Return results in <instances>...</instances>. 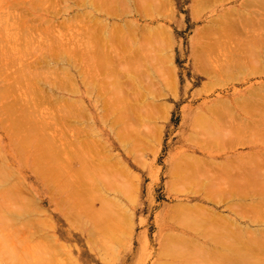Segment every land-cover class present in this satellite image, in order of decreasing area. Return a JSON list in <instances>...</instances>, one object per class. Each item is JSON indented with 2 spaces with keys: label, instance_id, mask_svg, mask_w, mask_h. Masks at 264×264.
<instances>
[{
  "label": "bare ground",
  "instance_id": "bare-ground-1",
  "mask_svg": "<svg viewBox=\"0 0 264 264\" xmlns=\"http://www.w3.org/2000/svg\"><path fill=\"white\" fill-rule=\"evenodd\" d=\"M1 1V0H0ZM12 2V0H9L8 2ZM16 2H19L20 3V1H22V0H15ZM29 2V3H27V2ZM23 0V2L25 3V5L24 6H26L27 7V9H25L24 10V12L22 11V13L20 14V11H19V13H17V17L13 14H8V12H5L6 14L4 15V14H2V17H1V13H2V11H1V13H0V51H2V53H0V56H1V58H0V63L1 62H3V63H1V64H3L2 66H0V82H2L3 81V79H5L3 82H6V81H8L7 82V84H5V86H3V90H2V92H1V90H0V96H2V98L5 96V95H7V96H5V98L6 97H8V98H10L11 96H9L8 94H13V96L14 97H12V99L14 100L13 102L16 104V105H14L11 101H9V103L8 104H10V105H8V106H2L3 108L0 110V111H2V112H4V110L6 111V112H9V113H7L8 114V117L10 118V120H4L2 123H3V126H7L8 125V128L10 129L9 131H10V133H11V135H13L14 133L12 132V130H13V127H15V129L14 130H16V132H15V134H17L18 133V131L19 130H21V129H23L22 131H20L19 133H21V132H24V131H26L25 129H27V132L29 133V136L26 134V137H25V134H23V136L25 137H23L22 138V140H20L21 141V143H20V141L18 142V143H20V145H22V152H24V149H26V147H29V146H31L32 144H33V146H34V148L33 149H31L30 147V151L29 152H27V150H29V149H27L24 153H22L21 152V155L20 154H18L19 156H20V159L22 160V162H24V164L26 163V166L29 164L30 165V167L32 168V169H34V171L36 172V173H38L37 175H39L40 176V178H44V179H47L49 182H47L46 181V185H51V187H52V184L50 183V181L52 182L53 180L52 179H55V175L57 174V173H59V172H61L62 170H63V172L65 171V170H67V168L68 167H70L69 165L71 164H66L65 162H64V164H66L67 165V168L65 169V167H61V160H62V158H61V155H60V158H59V152L56 154V153H53V151L55 152V149H56V147L57 146H53L54 144L55 145H57L56 143L58 142H54V143H52L51 144V142H50V140H51V138H50V140H48L47 142H45V143H47V145H42V146H44V148L46 147V148H48V149H50L49 151H48V149H46V150H44V148L41 150L40 149V145H41V141H43V139H44V137H43V135L42 134H38V132H42V133H46V134H48L49 136H50V131L48 132V129L49 128H46L45 126V124L47 123H44L43 121L45 120V119H49V118H45L44 116V118L45 119H43V121L40 119V118H42V115H40V117H39V115L36 113V112H33L32 111V109H30L31 111H32V113L33 114H35V116L38 118V120H40V121H42L40 124H41V126H39L40 124L36 121L37 120V118H30L29 120H28V122H26V120H25V123H27V124H25L24 123V120H23V118H21L22 116H20V114H24V113H27V114H30L31 112H28V110H29V108H31V106L30 107H28V104L30 103V100H31V96L29 95L31 92H33L32 93V96L35 98V96H38V99L40 100L41 99V97L43 96H45V98L47 97L48 98V96H50L51 95V93H53L52 95H54V93H56V98H54L55 97V95H54V97H53V99H54V101H55V103H56V101H65V105H63V106H65V109L66 110H61V112L60 111H56L55 113H57V116H59V117H56V121H59V120H62L61 122H59V123H64V115H65V117H66V119L68 120V118L67 117H71V115H72V119H73V117H77V119H79L80 121H81V119L83 120L84 118H83V116H84V112L82 113L81 111H85V110H82L81 108H82V106L84 105V106H86L87 107V104L85 103V101H84V103L85 104H81L82 106H79L78 105V108L79 107H81V108H79V111H80V114H79V111H76L77 110V108H75V103H77L75 100L76 99H74V97L72 96V95H70V90H71V87H74V85L75 84H77V83H74V80H75V82H77L76 81V78L75 79H72L75 75H74V73H73V70H78V69H76V68H78V66L76 65V63H75V59H76V57L74 58V56H76V53H74V52H78L79 50H80V52H82V53H84V49L82 48V45L81 44H79V45H81L80 47L82 48V51H81V49H79V48H77V51H75V50H73L74 48L72 47V44L71 43H74L72 40H74L75 39V37H74V34L72 33L73 31H74V29L75 28H77L76 26H75V28L73 27V24L75 23L76 25L77 24H79V21H81L82 19H86V16H87V14L90 12H88V10L86 11V10H84V13H85V11H86V13H85V15L84 16H82V17H84V18H79V14L78 13H80L81 15L82 14H84L82 11H80L79 10V12H75V16H71L70 15V17H71V19H67V18H63V21H62V23L63 24H61L60 23V25L58 26V27H61V26H63L62 27V30H61V28H56V23H55V21H53V19H51V17L50 16H48V14L47 13H49V12H51L50 14H52V10H54V9H52V8H55L54 6L56 5V3H55V5H51L52 4V2L54 3V1H56V0H30V1H28V0ZM51 2V4H48V2ZM61 1V0H60ZM60 1H57L58 3L60 2ZM86 1V0H85ZM94 1H96L98 4V6H94L93 4L90 6H87V4L86 5H84L83 4V6L84 7H86V9L87 8H94V9H99L100 11H102L103 12V15L105 16V17H118L122 12H125V11H127L129 14H134V12H137V14H139V15H142V16H145V17H142L143 19L145 18L146 19V17H151V16H153V15H159V16H165V17H167V18H169L172 14H173V12H170L171 11V6H170V3H169V0H94ZM98 1H100V2H98ZM120 1H125V3L124 4H121L120 3ZM204 1H206V2H208L207 0H204ZM211 2H213V1H215V0H210ZM1 2H3V4H1ZM0 2V5H3V7L5 8V7H13V6H16L17 4L15 3V5H13V6H9V4L8 5H6V3H4V2H6V1H1ZM7 2V3H8ZM10 2V5H12V3ZM46 2V3H45ZM74 2V1H73ZM93 3L91 0L89 1V3ZM95 2V3H96ZM109 2V3H108ZM14 3V2H13ZM61 3V2H60ZM90 3V4H91ZM94 3V4H95ZM205 3V2H204ZM204 3H201V2H199V3H194L193 5H192V8H191V10H190V12H191V14L194 16V15H197L199 12H200V10H201V8H203V7H205L204 5ZM4 4H5V6H4ZM27 4V5H26ZM48 4V5H47ZM75 4V3H74ZM62 5V4H61ZM96 5V4H95ZM255 5H257V6H255ZM22 6V5H21ZM83 6H76V7H78V8H84ZM207 6V5H206ZM253 6L254 7H257L258 8V6H259V8L258 9H256V10H253V9H251V8H253ZM1 7V6H0ZM25 7V8H26ZM66 7V11H68V10H71V8L73 9V8H75V6L73 5V7H72V5L70 6V5H64V7H61V8H65ZM208 7V6H207ZM2 8V7H1ZM4 8H2L1 10H3ZM22 8H24V7H22ZM52 10H51V9ZM206 8V7H205ZM7 9V8H6ZM31 9V10H30ZM234 9V10H233ZM233 9H230L229 11H226L225 10V14L224 15H222V16H220L221 17V19H222V21L220 22V27L219 26H217V22H215L216 21V18L213 20V19H211L210 18V20H209V22H208V25H206L204 28H202V29H200L199 28V30L197 31V34H196V40L198 39V38H205L206 37V33L207 32H209L210 34L214 31V35H216V33H217V31H220V30H224V36H225V40L224 41H219L218 39H217V37H214V42L210 45V47H208L209 48V50L208 51H212V52H214V51H217L218 50V48L220 49V50H223V51H232V55L234 54V52H236L235 53V57H237V58H235V59H232V60H234V63H233V70H232V73H231V76H234V77H238L239 75L240 76H244V74H247V72L249 71V72H251V73H253L252 75H254V73H256V72H260V71H258V70H263L264 69V66H262L261 64H263V62L261 61L262 60V58H264V0H244V2H242V3H240L238 6H237V8H233ZM238 9H242V10H245V12L244 11H242L241 12V14H239V13H237L238 12ZM5 10V9H4ZM9 10V9H8ZM40 11L41 13H43V14H41V16H43V17H41V18H45L44 20H41L40 18L39 19H37V21H38V23L35 21V18L33 19V18H30V16H27L29 13H31L30 11ZM75 10V9H74ZM91 10V9H90ZM203 11L205 10V9H202ZM10 11V10H9ZM48 11V12H47ZM64 11H65V9H64ZM71 11H73V10H71ZM97 11V10H96ZM241 11V10H240ZM40 12H38V13H40ZM46 12V14H44ZM55 12V11H54ZM70 12V11H69ZM82 12V13H81ZM4 13V12H3ZM9 13H12V12H9ZM93 13V11H91V13L87 16V17H89L90 15H94V14H92ZM101 13V12H100ZM99 13V14H100ZM169 13H172V14H170V16H169ZM8 14V15H7ZM16 14V13H15ZM20 14V15H19ZM99 14H96V16L98 15L99 16ZM117 14H119V15H117ZM34 15V14H33ZM32 15V16H33ZM36 15V14H35ZM53 15H57L56 13L55 14H53ZM77 15H79L78 17H76ZM117 15V16H116ZM124 15H126V14H123L122 13V16H124ZM135 15V14H134ZM221 15V14H220ZM169 16V17H168ZM56 17H59V15L58 16H56ZM74 17L77 19H74ZM128 17V16H127ZM140 17V16H139ZM172 17V16H171ZM197 17V16H196ZM69 18V17H68ZM94 18H100V17H94ZM120 18V17H119ZM80 19V20H79ZM84 19V21L86 22V20ZM93 19V18H92ZM112 19H114V18H112ZM32 22H31V21ZM76 20V21H75ZM91 20V19H90ZM100 20V19H99ZM99 20L97 21V22H95V20H93L92 21V23H94L93 24V26H91L92 25V23L90 24V28L88 27V26H85L87 29H85V33H86V35H88V37L87 38H83V37H81L80 36V34L82 33V32H84V30L82 31V32H80L81 30L80 29H82L83 28V25L85 24L83 21H81V23L83 22L84 24L82 25V28L79 26V28H77V29H79V32H78V35L80 36H76V38L78 39V37H79V39L80 40H82V41H80L79 39L76 41V42H83V39L84 40H86V39H88L87 41H88V43H87V41H84V42H86L87 44H89V46L87 45V47L89 48L90 47V44H92V43H94V42H96L95 44L99 47V45L98 44H100L101 43V45H104V47L102 46V47H100V48H98V49H96V51H97V54H99V56H97L98 57V61H96V59H94V61L93 62H91V63H93V66H91V68L88 70H86L87 71V75L85 76V77H83L82 78V83L83 82H86V79L87 78H89V77H92V76H96L97 75V77H98V75H99V73L98 72H105L106 73V76H105V78L104 79H106L107 77H108V79L107 80H105V82H106V85L102 88L103 90H102V92L104 93V94H102L101 96L103 97H101L100 96V98L102 99V103H103V112H101L102 113V115H103V113L105 112V117H109V119L110 118H113V119H111L112 120V122H113V125H112V129L114 130V128L113 127H116L117 129V137H118V134H119V132H120V134H119V137L118 138H124L125 139V141L124 142H126V141H128V143L129 144H131L132 145V147L131 148H133V149H135V152L137 151H139L140 150V147H142L144 150V152H146V149L149 151V150H151L152 151V154H153V148L152 147H156V143L157 142H159L160 140H161V138H159L158 136V134L160 133H156V132H154V130L151 132V129H155V127H153L152 125H154L155 123H153V124H151V127H153V128H150V126H148V125H146L145 124V126H147V129H149V130H145V126H144V124H142L143 125V130H145L146 132H144V131H142L141 129L142 128H140L141 127V124L140 125H138V128L136 127L137 126V121H138V119L136 118V117H139V115H141L140 114V112L137 110V108H138V106H136L135 107V104H134V106H132L131 107V105H130V108L128 107V105L129 104H132V102L134 103V101L135 102H137V100L135 99V98H139V100L141 99V100H143V97H145L144 99L145 100H143V102L145 101V103H144V106H146V108H147V106H150L151 107V105H152V107L154 108L155 106H154V104H155V95H154V90L155 89H157L156 90V93H158L159 91V93H160V96L159 95H157V96H159V97H161V99L163 98V92L161 93V90L159 89V88H157V87H160L163 83H164V85H163V87H162V89L164 88V87H166V89H169V90H172L173 89V87H175L176 85V74H175V71H174V66H173V64H172V59H169V56H171L170 55V53H168V52H165L164 54L162 53L161 54V52L162 51H172V48H168L171 44H172V42L174 41V38L172 37V33L170 32V30L168 29V27H166V26H164V25H161V23L159 24V26L158 27H152V26H148L149 24H146L147 25V27H145V30L144 31H142L141 32V35H143V36H139V37H141L140 39H139V37H137V38H134L135 36L134 35H136L135 33H134V35L132 36L133 38H130V42H128V40H126V37H125V35H124V33H126L127 34V30L126 29H124V28H126L127 27V21L129 22V20L127 19V21L124 23L125 24V26H124V24H123V26L121 25V26H119L118 24H117V22H116V24L115 23H113L112 24V22L110 21V20H104V19H101L100 20V22H99ZM120 20H122V18H120ZM117 21V20H116ZM119 21V20H118ZM77 22V23H76ZM113 22H115V21H113ZM121 22V24H122V21H119V23ZM131 22V21H130ZM135 21L133 20V22H131V25H132V23H133V25L134 24H136V23H134ZM55 23V24H54ZM98 23H100L99 24V27H97L98 25ZM38 24V25H37ZM74 24V25H75ZM87 24V23H86ZM72 25V26H71ZM97 25V26H96ZM129 25V24H128ZM132 25V26H133ZM139 25V24H138ZM43 26V27H42ZM78 26V25H77ZM145 26V25H144ZM71 27V28H70ZM72 27L74 28V29H72ZM134 27H136V25H134L133 27H129V30L130 31H132L131 29H133ZM138 27V26H137ZM66 28V29H65ZM70 30H72V31H70ZM88 28H89V30H88ZM38 29H42L43 31H45V34H43V33H41L40 31L38 32ZM55 29V30H54ZM63 29H65V30H67L68 29V32L67 33H69V31H70V33H69V36H68V34L66 33V31H64ZM124 29V30H123ZM135 29V28H134ZM137 29V31L139 30L138 28H136ZM136 29H135V32H136ZM144 28L142 27V30H143ZM61 30V31H60ZM88 30V31H87ZM63 31V32H62ZM76 31H78V30H76ZM76 31H74V32H76ZM126 31V32H125ZM57 32V33H56ZM89 32V33H88ZM133 32H134V30H133ZM85 33H82L81 35H84ZM88 33V34H87ZM137 33V32H136ZM143 33V34H142ZM70 34H72L73 35V37L72 38H74V39H72L71 40V36H70ZM129 34H130V36H131V34L132 33H130L129 32ZM128 34V35H129ZM85 35V36H86ZM235 35V36H234ZM239 35V36H238ZM143 37V38H142ZM237 37V38H236ZM82 38V39H81ZM99 38H101V40H99ZM195 38L193 39V43L195 42L196 43V40H195ZM233 40H235V41H233ZM78 42V43H79ZM83 42V44H84V46L86 47V44ZM220 42H222V44L224 45V48H220V47H218V43H220ZM231 42V43H230ZM233 42V43H232ZM78 43H76V44H78ZM130 43V44H129ZM230 43V44H229ZM95 44H92V46L93 45H95ZM128 44V45H127ZM95 45V46H96ZM128 47V49H130V50H128L127 51V47ZM73 49H72V48ZM75 48H76V46H74ZM110 47H113L114 48V50L111 52L110 51V53H112V54H110L109 53V51H108V49L110 48ZM79 49V50H78ZM90 49V48H89ZM100 49V50H99ZM162 49V50H161ZM204 49L205 50H207V47H204V46H200L199 47V51H204ZM93 50V49H92ZM92 50H90V51H92ZM95 50V49H94ZM99 50V51H98ZM110 50V49H109ZM126 50V51H125ZM133 51V53H131L130 54V52H132ZM161 50V51H160ZM197 50V48L194 50V51H196ZM15 51H18V52H15ZM32 51H33V53L35 54V52H39V53H36L35 54V56L38 54V55H40L39 57H38V55H37V59L39 60V58H40V61H37V59H34V58H36V57H34V55H33V57H31L30 56V54L32 53ZM89 51V50H88ZM95 51V52H96ZM121 51L123 52V57L124 58H127V57H125L127 54H129L130 55V57H131V55H133V58L134 59H132V58H130L129 60H128V58H127V60L128 61H126V59H125V61L126 62H130L131 64H126L125 63V61L123 62V59H119L120 58V56H121V58H122V54H121ZM193 51V52H194ZM118 52H120V54L118 53ZM129 52V53H128ZM18 53V54H17ZM1 54H3V55H1ZM75 54V55H74ZM32 55V54H31ZM120 55V56H119ZM128 55V56H129ZM158 55L160 56V55H164L163 57H164V59H163V61H164V63H163V61H162V58H160L159 59V57H158ZM31 58H33V61H31V60H29L30 59V57ZM86 57V56H85ZM91 57V56H90ZM94 57V56H93ZM139 57L141 58V59H139ZM260 57V58H259ZM24 59V60H23ZM138 59V60H137ZM261 59V60H260ZM4 60H6V62H4ZM35 60V61H34ZM122 60V61H121ZM259 60V61H258ZM7 61H8V64H7ZM76 61H77V59H76ZM110 61H112V63L113 64H109L110 63ZM135 61V62H134ZM33 62V63H32ZM52 62V64H50ZM134 62V65L135 66H133V63ZM138 62V63H137ZM160 62H162V63H160ZM233 62V61H232ZM231 62V63H232ZM262 62V63H261ZM20 65H19V64ZM120 63H124V64H122V65H124V67L123 68H128V66H131L134 70H132V69H123V68H120V66H121V64ZM261 63V64H260ZM0 64V65H1ZM39 64H41V65H46V66H44L45 68H43V67H41V68H43L42 70H41V68L39 67L38 68V66H39ZM51 65L50 67H47V65ZM120 64V65H119ZM128 65V66H126V65ZM140 64V65H139ZM141 64H142V66H141ZM7 65V66H6ZM9 65L11 66H13L14 68V70H15V73H14V75L12 74V73H10L11 72V70L12 69H10V67H9ZM15 65L17 66V67H15ZM164 67H163V66ZM261 65V66H260ZM264 65V64H263ZM99 66V67H98ZM126 66V67H125ZM173 66V67H172ZM6 67H8V69L6 68ZM93 67V68H92ZM96 67V68H95ZM139 67L140 68H142V67H144V69H143V72H144V74H143V72H141L142 71V69L141 70H139ZM33 68V69H32ZM35 68V69H34ZM46 68L48 69L49 68V72L50 73H52V75H53V72H54V75H55V73H56V71L55 70H57V71H59V69L61 68V71H62V73H61V77L59 76V79L61 78L62 80L60 81V80H58V81H60V82H58L57 83V81H55V82H53V81H49L48 83V86H49V88H47V90H45V88H41L40 86H38V85H34L33 83L34 82H38L39 81V77H40V79L42 78L43 79V77H41V75H42V73L44 74V72L46 73V76H48L50 73H47L48 72V70L47 71H45L46 70ZM146 68V69H145ZM261 68V69H260ZM45 69V70H44ZM7 70H10V72H8ZM39 70H41L40 72V76H38L39 75V71L37 72V71ZM101 70H103V71H101ZM53 71V72H52ZM131 71V72H130ZM32 72H33V74L34 73H36V74H34V76L36 77L35 79L32 77ZM93 72H95V73H97V74H94ZM138 72H140V73H138ZM158 72H160L161 73V75H158ZM217 70L216 71H214V70H208V71H206V75H210V74H212L213 76H215L217 73ZM248 72V73H249ZM73 75H72V74ZM143 74L146 78H144V76L142 77L140 74ZM146 73V74H145ZM261 73V72H260ZM57 74L59 75L60 73L59 72H57ZM92 74V75H91ZM94 74V75H93ZM51 74L49 75L50 77H46L47 79H51V76H52ZM57 75V76H58ZM111 75V76H110ZM212 75H210V76H212ZM257 75V74H256ZM259 75V74H258ZM111 78H110V77ZM242 76V77H243ZM38 77V78H37ZM142 77V80L140 79ZM147 77H149L148 79H147ZM3 78V79H2ZM143 78H144V80H147V81H145V83L147 84V83H149L148 81H150V83L152 82H154L153 84H154V86H153V84H151V86H149L150 85V83L149 84H147L148 86H145V84H141L140 85V80L142 81V82H144L143 81ZM8 79V80H7ZM45 79V78H44ZM53 79V78H52ZM55 79H57V78H55ZM41 81V80H40ZM51 82V83H50ZM88 82V81H87ZM159 84V83H162L161 85L159 84V85H156L157 83ZM52 83H57L55 86H53L52 87ZM156 83V84H155ZM33 84V85H32ZM128 85H130V86H128ZM140 85V86H139ZM157 87H156V86ZM206 85V84H205ZM25 88H24V87ZM37 86L38 88H35V87ZM58 86V87H57ZM141 86H144V87H147V89H148V91L151 89L152 90V88H154L153 89V91H151V92H148V93H150V95H148V93L146 92V90L144 91V92H146L147 93V95L148 96H142L143 95V93L144 92H142V88H140ZM153 86V87H152ZM22 89H21V88ZM40 87V88H39ZM45 87V86H44ZM52 87V88H51ZM125 87H126V89H125ZM129 87H130V89L132 90V89H135V87L137 88V90H140V92H142V95L140 94V93H135V92H137V90L135 91V92H133V91H131V90H129ZM150 87H152V88H150ZM156 87V88H155ZM160 87V88H161ZM18 88H20V91H19V89ZM55 88V89H54ZM140 88V89H139ZM17 89V90H16ZM158 89H159V91H158ZM6 90V91H5ZM21 90H23L22 91V93H21ZM164 90V89H163ZM20 92V96H22V94L23 95H25L24 96V99H23V97H19V93L18 92ZM131 91V92H133V93H131V94H128L129 92ZM167 91V90H166ZM165 91V92H166ZM201 91H202V89H201ZM14 92V93H13ZM90 92L91 93H94L93 92V89H92V87H91V89H90ZM168 92V91H167ZM16 93V95H14ZM17 93H18V97H17ZM42 95L41 97L39 96L40 94ZM76 93V92H75ZM242 94L241 95H239L238 97H236V96H231V97H235V98H237V101L238 102H240V99H242L243 100V102H244V100H245V102L243 103V104H241V105H243L242 107L243 108H241V111L243 112V117H245L246 118V123L245 122H242L243 121V119H241V121L240 122H242L243 123V125H241L240 126V124L238 123L237 124V126L236 125H233L232 123L233 122H229L230 121V119L231 118H229V116L230 117H232V115H235V112H234V114H231L232 113V111L234 110L233 108V110L232 111H230V109L231 108H229L228 106H230V104L228 103V101H229V98L227 99V101H225L226 99H224V101H223V103H221V100L223 99H220L219 98V100L220 101H218V102H220V104L219 103H217V104H219V105H222V106H219V105H217V104H212V106H209V111L208 112H204V111H198L197 113H196V118H195V122H194V124H193V127H194V134H192V136L191 137H193V138H190V140L191 141H194V142H196L195 141V138H196V140H198L197 142H201V143H199L200 145H201V147L203 146V147H205L204 146V144L205 145H208L209 147H210V145L212 146V149H214V150H216V149H219V148H221V147H223V146H228V149L230 148V146H232V147H234L233 145H235L236 146V141L238 142L237 143V146L238 145H242L243 146V144H242V142H247V144L249 145H253V146H255L256 147V149H255V151H254V153H253V155H252V153H248V154H244V156L243 155H240V156H242L241 157V159H242V162H240V164L242 163V166L243 167H245V169H247V172H246V175L247 176H243L242 178H239V177H237V175L235 174V172H234V170H235V168L237 167V165L236 164H239V163H236V164H234V162H235V160L237 159V160H239V161H241V159H240V156L239 157H235V158H230V159H228L226 162H224V163H219V162H217V163H215V162H211L210 160H208V159H206V158H203L202 156V159L200 158V156H196V157H199V158H195V157H192V155L191 154H189V155H191V156H189L188 154H186V157L185 158H183L181 155H180V157H182L183 158V160H178L179 162H176V163H174V164H172L168 169V174H169V177H170V182H169V187L170 188H172V189H174V190H178V189H181V188H190V187H192V188H195V192L197 191V192H201V194L202 195H204V198L202 199V200H204V201H208L209 203H214V204H216V205H226L225 206V208H228V209H230L231 210V213L232 214H235V216H236V219H232L233 218V216H232V218H230L229 216H227V215H224V214H221V213H218V212H216V211H214V210H212V208L210 209V208H208V206H205V203H191V204H184V202H183V204H177V207H171L170 209L171 210H169L168 211V213H166V214H168V215H174V214H177L178 215V218H179V221L181 222V223H179L180 225L179 226H182L183 227V225L184 226H186V227H184V230H188L189 229V231H191V232H193V233H197V234H203V235H200V236H202V237H204L205 238V241L204 240H193V244H190V245H193V246H189V245H186V244H188V243H186V242H188L189 240L187 239V237H188V235L186 236V238L184 237L185 235H183V234H181L180 236L175 232V234H173V232H172V234L173 235H171V236H173L174 238L173 239H171L170 237L168 238V236H167V242H163L164 244L162 245V249H161V251H160V253H159V261H158V263H156V264H264V228H262V227H260L261 226V223L262 222H264V155H263V153H264V84H260V85H257V86H252V87H249V88H247L246 90H244L243 92H241ZM34 94V95H33ZM36 94V95H35ZM77 94V93H76ZM82 94V93H81ZM136 94V95H135ZM162 94V95H161ZM167 94V93H166ZM247 94H249V95H251V96H255V97H259V101L258 100H252L251 99V96H248ZM4 95V96H3ZM51 95V96H52ZM154 95V96H153ZM29 96H30V98H29ZM50 96V97H51ZM27 97V98H26ZM90 97V96H89ZM148 97V98H147ZM15 98V99H14ZM17 98H19V99H17ZM22 100H21V99ZM37 98V97H36ZM35 98V99H36ZM46 98V99H47ZM99 98V97H98ZM99 98V99H100ZM130 98V99H129ZM132 98H134V99H132ZM227 98V97H226ZM0 99H1V97H0ZM37 99V100H38ZM46 99L44 100L43 98L41 99V100H44V101H41V103L42 102H44V103H46ZM65 99V100H64ZM90 99H92L91 97H90ZM132 99V100H131ZM158 99V98H157ZM2 100V99H1ZM0 100V101H1ZM5 100V99H4ZM17 100L19 101V100H21V103H17ZM24 100V101H23ZM39 100L37 101L38 103H39ZM49 100V99H48ZM85 100H86V98H85ZM98 100V99H97ZM131 102V103H129L128 104V102L129 101ZM147 100H149V101H147ZM150 100H153L154 102H152V101H150ZM160 100V99H159ZM218 100V99H217ZM33 101V100H32ZM36 101V100H35ZM51 101V100H50ZM49 101V102H50ZM53 101V100H52ZM67 101H69V102H71V104H69L68 105V103L69 102H67ZM87 101V100H86ZM96 101V100H95ZM100 101V100H99ZM97 102V104L99 103L100 104V102ZM128 101V102H127ZM236 101V102H237ZM20 102V101H19ZM24 102V103H23ZM88 102V101H87ZM125 102H127V103H125ZM148 102L149 103H152L151 105L149 104V105H145L146 103L148 104ZM226 102L229 104V105H225L226 104ZM230 102V101H229ZM44 103L41 105V106H44ZM54 103V104H55ZM66 103H67V105H66ZM72 103H74V104H72ZM89 103V102H88ZM94 103H96V102H94ZM101 103V104H102ZM137 103H139V102H137ZM157 103V102H156ZM160 103V102H159ZM19 106H18V105ZM22 104H24V108L22 107L23 105ZM48 104V103H47ZM50 104V103H49ZM53 104V103H52ZM52 104L50 105V106H52ZM53 104V105H54ZM59 104H60V102H59ZM59 104H56V105H59ZM91 104V103H90ZM97 104H96V108H97ZM100 104V105H101ZM124 104H128L127 105V107L129 108V109H127V107H126V105H124ZM141 103H139V105H140ZM161 104H163V103H161ZM161 104H155L156 106L158 105V107H157V109L159 108V107H162V105ZM166 104H167V102H166ZM166 104L164 105V107H166ZM239 104V103H238ZM246 104V105H245ZM20 105H22V106H20ZM32 105H34V103H32ZM38 105H40V103L38 104ZM61 105V104H60ZM74 105V106H73ZM93 105V104H92ZM124 105V106H123ZM142 105V104H141ZM140 105V106H141ZM161 105V106H160ZM214 105H217V106H215L214 107ZM18 106V107H17ZM47 106V105H46ZM55 106V105H54ZM99 106V105H98ZM143 106V107H144ZM168 106V105H167ZM6 107V108H5ZM28 107V109H26ZM34 107H37L36 106V102H35V105H34ZM39 107L40 106H38V109H39ZM57 107V106H56ZM85 107V108H86ZM124 107H126V109L124 110ZM142 107V106H141ZM141 107H139V108H141ZM152 107L149 109L150 111H148V109H147V111H148V113H145V110L146 109H144V108H142V111H144V117L146 116V118L148 117V120L149 121H152V122H154L153 120H152V116H150V115H155L154 113H156V112H154L153 111V109H152ZM211 107V108H210ZM214 107V108H213ZM225 107H227V108H225ZM5 108V109H4ZM44 108V107H43ZM47 108V107H46ZM48 108H49V105H48ZM51 109H53L52 107H50ZM59 108V106L57 107V109ZM61 108V107H60ZM84 108V109H85ZM138 108V109H139ZM229 108V109H228ZM240 108V107H239ZM41 109V108H40ZM63 109V108H62ZM144 109V110H143ZM155 109V108H154ZM163 109V108H162ZM166 109H167V107H166ZM206 109H208V108H206ZM229 111H228V110ZM27 110V111H26ZM101 110H102V108H101ZM100 110V111H101ZM138 112H137V111ZM159 110H160V108L158 109V111H157V114L159 113ZM51 111V110H50ZM86 111H87V108H86ZM98 111V110H97ZM137 112L136 114L134 113V112ZM146 111V112H147ZM151 111H153L154 113H152ZM234 111H236V109L234 110ZM6 112H4L5 114H6ZM61 113V114H59V113ZM150 112V113H149ZM231 112V113H230ZM32 113H31V115H32ZM87 113V112H86ZM134 113V114H133ZM160 113L162 114V112L160 111ZM230 113V114H229ZM14 114H16V115H14ZM37 114V115H36ZM130 114H132L133 116H131V117H133V118H136V123H133L132 124V122H131V120L133 119H131V117H130ZM139 114V115H138ZM147 114V115H146ZM229 114V115H228ZM238 115L240 114V113H237ZM9 115H13V116H9ZM68 115H70V116H68ZM74 115V116H73ZM98 115V114H97ZM101 115V114H100ZM101 115V116H102ZM111 115V116H110ZM136 115V116H135ZM238 115L236 116V122L239 120L238 119ZM15 116H16V118H15ZM33 116V115H32ZM150 116V117H149ZM159 116V115H158ZM7 117V116H6ZM34 117V116H33ZM48 117V116H47ZM103 117H104V115H103ZM155 117V116H154ZM153 117V118H154ZM239 117H240V115H239ZM18 118V119H17ZM81 118V119H80ZM129 118V119H128ZM142 118V117H141ZM145 118V119H146ZM233 118V117H232ZM34 119V120H33ZM51 119V118H50ZM101 119H102V117H101ZM106 119V118H105ZM126 119H127V121H129L130 119V122H127L126 121ZM140 119V118H139ZM64 120V121H63ZM147 120V119H146ZM148 120L146 121V122H148ZM234 121H235V116H234V119H233ZM39 121V122H40ZM51 121V126H52V124H54V125H56V124H58V123H56L55 124V122H53L52 123V120H50ZM54 121V120H53ZM70 121H71V119H70ZM74 121H76V118H75V120ZM74 121H72V122H74ZM140 121H141V119H140ZM30 122V123H29ZM49 122V121H48ZM68 122H69V120H68ZM67 121H65V125L66 124H69V125H67V126H69L70 127V129H68L69 131L72 129V127L70 126V125H72V124H74V123H68ZM83 123H84V121H82ZM106 122H108V121H106ZM142 122H143V120H142ZM145 122V123H146ZM151 122V123H152ZM29 123V124H28ZM44 123V124H43ZM75 123H77V121L75 122ZM82 123V124H83ZM104 123V122H103ZM141 123V122H140ZM144 123V122H143ZM230 123V124H229ZM235 123V122H234ZM5 124V125H4ZM48 124V123H47ZM81 124V125H82ZM139 124V123H138ZM148 124V123H147ZM236 124V123H235ZM23 125H24V128H23ZM26 125H30V126H26ZM43 125H45V126H43ZM53 125V127H52V129L55 127ZM60 125H64V124H60ZM64 125V126H65ZM76 125V124H75ZM75 125H74V127H75ZM109 125V124H108ZM5 126V127H6ZM63 126V128H66V129H63L62 127V129H60L61 130V133L62 132H64V130L66 131L67 130V128L68 127H64ZM78 125H76V127H77ZM140 126V127H139ZM155 126V125H154ZM35 131H33L35 134H37V135H33L32 133H31V128ZM41 127V128H40ZM43 127H45V128H43ZM48 127V126H47ZM50 127V126H49ZM57 127V126H56ZM60 127V126H59ZM73 127V128H74ZM79 127H80V125L77 127V128H74L75 130L77 129H79ZM82 127H84V125L82 126ZM110 127V126H109ZM224 127V128H223ZM7 128V127H6ZM38 128H40L42 131H40V129H38ZM86 128V127H85ZM160 127H156V131L158 132L160 129H159ZM236 128V129H235ZM12 129V130H11ZM56 129V128H55ZM82 129V128H81ZM39 130V131H38ZM45 130L47 131V132H45ZM50 130V129H49ZM68 130L66 131V132H64V134L66 133V134H70L69 132H68ZM73 130V129H72ZM74 130V131H75ZM86 130V129H85ZM140 130L142 131V133H146L145 135H141V133H140ZM36 131H37V133H36ZM53 132V131H52ZM51 132V133H52ZM76 132V131H75ZM106 132V131H105ZM152 133V134H148V133ZM153 132L154 133H156V134H153ZM9 133V134H10ZM55 133H56V131H55ZM60 133V132H59ZM58 133V134H59ZM77 133V132H76ZM87 133L88 132H84L83 134H86L87 135ZM115 133V132H114ZM14 134V137H17V135H19L20 136V134H17V135H15ZM22 134V133H21ZM57 134V133H56ZM80 134V133H79ZM82 134V133H81ZM104 134V133H103ZM190 134V133H189ZM206 135L207 137H205L204 136V138H207L206 140H204V139H202V135ZM31 135V136H30ZM40 135H41V137H43V139L40 137ZM45 135V134H44ZM62 135V134H61ZM72 135V134H71ZM75 135V134H74ZM94 135V134H93ZM115 135V134H114ZM158 135V136H157ZM191 135V134H190ZM194 135V136H193ZM19 136H18V138H19ZM22 136V135H21ZM53 136V135H52ZM55 136V135H54ZM73 136V135H72ZM71 136V137H72ZM76 136H78V134L76 135ZM85 135H83V137H84ZM89 135H87V137H88ZM101 136V135H100ZM11 137V136H10ZM14 137H13V140H15L14 139ZM51 137V136H50ZM56 138H57V135L55 136ZM64 137V135L62 136V138ZM71 137H69V138H71ZM82 136H81V138H83ZM86 137V138H87ZM91 137V136H90ZM90 137H88L89 138V142H91L92 140H90ZM102 137V136H101ZM101 137H100V139H101ZM190 137V136H189ZM18 138H17V140H18ZM41 138V139H40ZM46 138V137H45ZM73 138V137H72ZM77 139L78 138H80L79 136L78 137H76ZM75 138V136H74V139H76ZM87 138V139H88ZM98 138V137H97ZM115 138V137H114ZM120 138V139H121ZM127 138V139H126ZM160 139L159 141H158V139ZM20 139V138H19ZM39 139V140H38ZM55 139V138H54ZM53 139V137H52V140H54ZM60 139H61V136H60ZM74 139L73 140H70V143L72 144V145H74L75 144V146H77L76 148H78L79 147V144H77L76 145V143H72V141H74ZM76 139V140H77ZM120 139H118V140H120ZM129 139V140H128ZM17 140L15 141V142H17ZM38 140V141H37ZM46 140V139H45ZM44 140V141H45ZM51 140V141H52ZM69 140V139H68ZM67 140V141H68ZM79 140V139H78ZM96 140V139H95ZM94 140V142L95 143H97L96 141ZM99 140V139H98ZM97 140V141H98ZM102 140L103 139H101V141L100 142H98L99 144H95V145H99V147H101L100 146V143L102 142ZM116 140H117V138H116ZM204 140V141H203ZM31 141H32V143H31ZM56 141V140H55ZM59 141H61V140H59ZM66 141V140H65ZM65 141H64V144H65ZM83 141H87V140H83ZM122 141V140H121ZM15 142H13V144H15ZM49 142H50V144H49ZM80 142H81V139H80ZM80 142H78V143H80ZM93 142V141H92ZM91 142V143H92ZM104 143H105V141H103ZM124 142L122 143L121 142V145L122 144H124ZM196 142V143H197ZM241 142V144H239ZM29 143H31V144H29ZM44 143V144H45ZM59 143V142H58ZM63 143V142H62ZM62 143L60 144V145H62ZM69 142H68V144H70ZM87 143V142H86ZM108 143V142H107ZM106 143V144H107ZM120 143V142H119ZM128 143H125V144H127V145H129ZM29 146H28V145ZM40 144V145H39ZM42 144H43V142H42ZM70 144V145H71ZM82 144H83V142H82ZM81 144V145H82ZM88 144V143H87ZM103 144V143H102ZM203 144V145H202ZM246 144V145H247ZM20 145H18V146H20ZM27 145V146H26ZM49 145H52L51 147L52 148H49L50 146ZM60 145H58V147L60 146ZM66 145V144H65ZM69 145V146H70ZM84 145V144H83ZM86 145V144H85ZM90 145V144H89ZM94 145V146H95ZM131 145H129V146H131ZM158 145V144H157ZM197 145H198V143H197ZM17 146V145H16ZM18 146H17V151H18ZM23 146H24V149H23ZM26 146V147H25ZM49 146V147H48ZM63 146V145H62ZM69 146H65L66 148H68ZM91 147L93 146L92 144L90 145ZM94 146H93V148H94ZM103 146H104V144H103ZM106 146V145H105ZM207 146V147H208ZM245 146V145H244ZM53 147L55 148V149H53ZM58 147H57V149H58ZM82 147H84V146H82ZM86 147V146H85ZM89 146H87V148H88ZM90 147V148H91ZM200 147V146H199ZM214 147V148H213ZM20 148V149H21ZM61 148V147H60ZM60 148H59V150H60ZM63 148H64V146H63ZM66 148H65V150H66ZM73 148H74V146H73ZM80 148V147H79ZM92 148V149H93ZM95 148L98 150L99 148H98V146L96 147L95 146ZM142 148H141V150H142ZM236 148V147H235ZM19 149V150H20ZM53 151H52V150ZM56 149V150H57ZM71 149V148H70ZM90 150L91 152H93L94 150H96V149H94V150ZM105 148H103V150H104ZM137 149H139V150H137ZM227 149V148H226ZM226 149L224 150V151H226ZM227 149V150H228ZM63 149H61V151H62ZM65 150H64V152H65ZM73 150V149H72ZM74 150H75V148H74ZM78 150V149H77ZM79 150H81V148L79 149ZM83 150H85V149H83ZM101 150H102V147H101ZM102 150V151H103ZM155 150V149H154ZM48 151V152H47ZM86 151V150H85ZM101 151V152H102ZM142 151V152H143ZM219 151V150H218ZM220 151H221V149H220ZM222 151H223V149H222ZM50 152V153H49ZM51 152L53 153V154H51ZM57 152V151H56ZM68 152V151H67ZM66 152V153H67ZM71 152V151H70ZM69 152V155L71 154ZM75 152H78V151H76L75 150ZM75 152H73V154H75ZM79 152H83V151H79ZM98 153H101L100 152V149L97 151ZM134 152V151H133ZM136 152V153H137ZM141 152V151H140ZM150 152V151H149ZM250 152V151H249ZM20 153V152H19ZM97 153V154H98ZM225 153V152H224ZM227 153V152H226ZM61 154V153H60ZM62 154H64L63 152H62ZM68 154V153H67ZM92 154V153H91ZM114 154V153H113ZM222 154V153H221ZM53 155H56V156H58V158L56 157V156H54L53 157ZM65 155V154H64ZM68 155V156H69ZM81 155V154H80ZM88 155V154H87ZM100 155H102V157L104 158V156H103V154H100ZM220 155V154H219ZM238 155V154H237ZM67 156V155H66ZM73 156V155H72ZM72 156L70 155V157L72 158ZM75 156H77L78 157V155H74L73 156V158L75 157ZM140 156V155H139ZM185 156V155H184ZM6 157V156H5ZM76 157V158H77ZM81 157V156H80ZM86 156H85V154H84V156H82V158H81V162H80V164L82 163V161H84L83 163H86L87 161L88 162H91V161H89V160H91V159H88L87 161H86V158L88 157L89 158V156H87L86 158H85ZM97 158H95L94 157V159H98V158H100V157H98V156H96ZM107 157V156H106ZM109 157V156H108ZM206 157V156H205ZM49 158H50V160L51 159H55V160H59V164H58V160L56 161L57 162V165L55 166L54 164L56 163H54L53 162V160H52V162L51 163H53L52 165L54 166H50V164L51 163H49ZM57 158V159H56ZM64 158H66L65 156L63 157V159ZM84 158V160H82ZM93 158V157H92ZM103 158H100V159H103ZM119 158V157H118ZM224 158V157H223ZM222 158V159H223ZM61 159V160H60ZM94 159H92V162H93V164H94V162H96V161H94ZM99 159V160H100ZM109 159V158H108ZM176 159H178V158H176ZM207 160V161H204V160ZM211 159V158H210ZM5 160H6V158H5ZM5 160H4V157H3V153H2V149L0 148V198L2 199V200H0L1 201V203H0V217H2V218H0V227H1V229L4 231L6 228H4L3 229V227H10V225H11V223H13L12 224V226L10 227L11 228V230L12 229H14V230H16V233H21V236H19L18 237V234H13L14 232H13V230H12V232L10 233V238L13 236V235H15V236H13L12 238L13 239H15L14 237H16V239H15V241L13 242V243H15L16 242V244L15 245H13V246H15V249H16V246H17V248L19 249V246H20V244L21 243H25V244H23L24 246L27 244V243H29L28 244V247L26 246V252L28 251H31L32 249H34V247L33 246H30V245H32V243L34 244L35 243V241L37 242V240L39 241V239H40V242H45L46 243V240L47 239H49V243L47 242V244H49V245H52V244H55V242L53 241H51L50 242V237L51 236H53L54 237V235H51L49 238L47 237V238H44L43 237V235H42V237H43V239L42 238H36L37 240H31V238L33 239V238H35L34 237V235L36 236V230L34 231L35 233H33V228H32V234L31 233H29L30 232V229H31V227H33V226H31V224H32V221H34V220H31L32 218H30L29 220L27 219V218H25V219H27V221H29L28 223L29 224H27V221L25 222V221H21V217L19 216V217H16V219L17 220H15V216H10L11 218H10V220L12 221V220H15V221H10L9 220V214L10 215H12V212H14V210L16 209V210H18L16 213H20L21 212V214L20 215H22L23 216V214L25 215V211L26 210H28V211H26V213H30L29 212V208H33V210H32V208L30 209L31 210V214H33L32 212H35V208H37V207H35L34 205H35V201H34V199L31 197V198H29V194H28V196H27V199L26 198H24V199H22V198H20L19 196H21V195H24V194H26V192L23 190V188H21V184H23V182L21 181V183H20V181H18L19 179H17V172H14L13 171V169H11L10 167H8L7 166V162H5ZM21 160H20V162H21ZM54 160V161H55ZM68 160V159H67ZM67 160H65L66 162H67ZM175 160V159H174ZM69 161V160H68ZM73 161H75L76 162V160L74 159ZM72 161V162H73ZM175 161H177V160H175ZM208 161H210V162H208ZM224 161V160H223ZM230 161V162H229ZM71 162V161H70ZM99 162H101V161H98V163ZM48 163V164H47ZM74 163V162H73ZM246 163V164H245ZM79 164V165H80ZM88 164V163H87ZM93 164H89V165H93ZM96 164H97V162H96ZM100 165H101V163H99ZM249 165L248 167L246 166V165ZM10 165V164H9ZM58 165H60V167L58 168L57 166ZM63 165V164H62ZM98 166V167H100V168H103L104 170H106L103 166L101 167V166ZM113 164H111V166H112ZM170 165V164H169ZM11 166V165H10ZM73 166V165H72ZM77 166V165H76ZM80 166H82V168L83 169H81L80 168V170H81V173H82V170L83 171H85L86 173L87 172H89V166H88V168L86 167V169L83 167V165L81 164ZM95 166V165H94ZM111 166H109V167H111ZM236 166V167H235ZM28 167V166H27ZM93 167V166H92ZM97 169H95V168H93L95 171H91L90 170V175H91V177H92V179H95L96 181H98V183L100 182V181H104L103 179H105V184H108L109 185V182H106L107 180H109L110 178V180L112 181V179H113V181H112V183H111V181H110V184H117V185H112V187H111V185H109L110 187H108V188H106L107 186H105L104 184V188L105 189H111L113 192H116L117 190L120 192V195H121V192H122V190L123 191H125V195H126V192H127V188H125V187H127L126 185H124V189H123V184H125V183H127V182H125V178H128V176L129 175H127L126 176V174L128 173H125L126 171H129L130 172V170L128 169V170H126V166L124 167L125 168V170H123V171H125V172H123L122 170H115V169H113V168H107V170H108V172L111 170V169H113V170H115V171H119L120 173H119V175H118V172L116 173L118 176L116 177V175L112 172V171H110L109 172V175L110 176H106L107 177V180H106V178H105V176H103V177H101L102 175H103V173H104V175H106L105 173L106 172H102V169H101V171L99 172V171H97L99 168L97 167V166H95ZM61 168H63V169H61ZM72 168V167H71ZM78 169H79V167H77ZM59 169H61L60 171H59ZM65 169V170H64ZM76 169V168H75ZM77 169V170H78ZM85 169V170H84ZM92 169V170H93ZM110 169V170H109ZM122 169V168H121ZM71 170V169H70ZM73 170V173H74V169H72ZM71 170V171H72ZM76 170V171H77ZM80 170H78L79 172H80ZM32 171V170H31ZM33 171V172H34ZM71 171H69V173L71 172ZM77 171V175H79V176H81V177H86V174L85 173H82V175H81V173H79ZM93 172V173H92ZM96 172V173H95ZM102 172V173H101ZM17 173V174H16ZM62 173V172H61ZM60 173V174H61ZM66 172H64V174H65ZM68 173V174H69ZM89 173H87V174H89ZM101 175V176H99L98 178L96 177V175ZM97 173H99V174H97ZM113 173V175H115V177H116V179L118 178V179H120L121 177H124V176H121L123 173V175H125V177L124 178H121V180L123 181V179H124V182H120V180L118 181V180H115V177L113 178V175L111 176V174ZM63 174V173H62ZM61 174V176H62V178H63V175ZM75 174V173H74ZM93 174L95 175L94 177H93ZM121 174V175H120ZM131 174V173H130ZM70 175H71V173H70ZM70 175H68L69 177H70ZM84 175V176H83ZM90 175H87V177H86V180H87V182H88V179H90L91 177H90ZM107 175H108V173H107ZM133 175V174H132ZM131 175V176H132ZM55 176V177H54ZM58 176H59V174H58ZM65 176V175H64ZM72 176H74V175H72ZM76 177V178H73V179H77V181H78V178H79V180L81 181V179H82V181H84V179L83 178H80V177ZM121 176V177H120ZM51 177H53L52 179H51ZM67 177V176H66ZM66 177H64V179H67ZM120 177V178H119ZM57 178V177H56ZM62 178H59L58 179V181H57V179H56V181H54L53 183L55 184L54 186H59V184L61 183V182H63V180L61 181V179ZM15 179H17V180H15ZM97 179H99V180H97ZM43 180V179H42ZM116 182H118V183H116ZM128 180V179H127ZM130 180V179H129ZM70 181H71V179H70ZM72 181H74V180H72ZM71 181V182H72ZM96 181H94V184H95V186L97 185V188H99V189H96L95 188V186H94V184L92 185V184H90L89 182H88V185H89V187L92 185V186H94V188H92L93 189V191H97V190H101V192H103L104 193V191H103V186L100 188V186H98L99 184H97V182ZM70 182V183H71ZM76 182V181H75ZM74 182V183H75ZM87 182L85 181V182H83L84 183V185L86 184V186H85V189H84V186H83V188L81 189V191H80V194L81 195H83V194H85L86 193V189H87V192L89 191L88 190V188L89 187H87L88 185H87ZM114 182V183H113ZM119 182L120 183H122L121 184V187L122 188H120V190H119V187L120 186H118V185H120L119 184ZM49 183V184H48ZM64 183H66L67 185H68V183L67 182H63L61 185H60V188L59 189H61V190H63L64 188H65V186H63V184ZM70 183H69V185H70ZM73 183V184H74ZM77 183V182H76ZM75 183V185L77 186V184ZM83 183H81L82 185H83ZM93 183V182H92ZM102 183H104V182H102ZM81 184H79V185H81ZM13 185V186H12ZM65 185V184H64ZM78 185V186H79ZM23 186V185H22ZM26 186V185H25ZM61 186H62V188H61ZM72 186V184L70 185V187ZM114 186L116 187H118V189L117 188H114ZM14 187V188H13ZM82 187V186H81ZM87 187V188H86ZM16 188V189H15ZM55 187H53V188H50V189H54ZM58 188V187H57ZM57 188H55V189H57ZM77 187H72V189L75 191V192H77L76 190H78L80 187H78V189H76ZM114 188V189H113ZM12 189H14V190H12ZM25 189V188H24ZM50 190L52 193H54V191H56V190ZM68 189H70L69 188V186H67V188H65L64 190H63V193L67 190L68 191ZM71 189V193H73L74 191ZM76 189V190H75ZM83 189H84V191H83ZM92 189L90 188V190L92 191ZM96 189V190H95ZM109 189V190H110ZM171 189V190H172ZM17 190V191H16ZM28 190V188H26V191ZM80 190V189H79ZM108 190V191H109ZM115 190V191H114ZM170 190V191H171ZM24 191V192H23ZM106 191V190H105ZM111 191V192H112ZM185 191V190H184ZM187 191V190H186ZM29 192V191H28ZM84 192V193H83ZM101 192H97L98 194H101ZM110 192V191H109ZM112 192V193H113ZM173 192V191H172ZM15 193L16 194H18L19 196H16L15 195ZM52 193H50L51 195L50 196H54ZM71 193H69L68 192V194H71ZM90 193V192H89ZM91 193H95V194H97L96 192H91ZM108 193V192H107ZM117 193V192H116ZM66 195V197H69V195ZM77 193H73L72 195H73V198L74 197H76L75 198V200L77 199V196H75ZM109 194V193H108ZM118 194V193H117ZM15 195V196H14ZM27 195V194H26ZM26 195H24V196H26ZM71 195V196H72ZM78 195V202H80L79 200H80V198H79V196L81 197V201H83L85 198H82L83 196H81V195H79V193L77 194ZM122 195L125 197V195H124V193H122ZM15 197V198H14ZM17 197V198H16ZM65 197V199H63V200H66L67 198ZM129 196H127V198H128ZM19 198V199H18ZM30 199V205H31V207H30V205H29V199ZM52 198V197H51ZM104 198H106V200L107 201H104V203H106V204H108L109 203V201H108V199H110V197L108 198V196L106 197H102V199H104ZM15 199V200H14ZM22 201H21V200ZM32 199V200H31ZM62 199V198H61ZM69 199V198H68ZM71 199V198H70ZM91 199H92V197H91ZM90 199V200H91ZM101 199V197H99V200ZM14 200V201H13ZM18 200V201H17ZM114 200H116V199H114ZM12 201H13V203H12ZM16 201V202H15ZM19 201H21V203L19 202ZM24 201V202H23ZM32 201H34V202H32ZM67 201V200H66ZM66 201H63V203H60V205H64V203H66ZM73 201V199L70 201V202H72ZM110 201H111V199H110ZM61 202H62V200H61ZM75 202H77V201H75ZM74 202V203H75ZM111 202H113V197H112V201ZM14 203L16 204L17 203V205H14ZM19 203V204H18ZM32 203V204H31ZM69 203V202H68ZM73 203V204H74ZM85 203H87V201L85 200ZM114 204L115 203H118V201L116 200L115 202H113ZM112 203V204H113ZM73 204L71 205L72 207H73ZM76 204H79V203H75L74 205H76ZM89 204V203H88ZM113 204V206H115ZM119 204V203H118ZM63 205H62V207H63ZM81 205H83V207L85 206L84 205V201H83V203L82 202H80V205H78V206H81ZM109 206H112L111 205V203H109L108 204ZM108 205H106L105 207H104V209L103 210H106L105 211V213H103L104 211H102L101 209H99V210H101L102 211V213L100 214V212L98 213V211H96L98 214H97V216L96 215H94L95 214V212L93 213V215L92 214H90L88 211L90 210H86V212H84V213H86V214H84L85 215V217H87V219L89 220V218H91L92 217V219L91 220H89V221H92V222H94V220H96V224L98 225H95V228H96V230L100 233V232H102L103 233V230L101 231L100 229L102 228L103 229V227H105L104 228V230H106V231H114L116 234H118L117 233V231L121 228V226H120V222H121V225H122V227L124 228V226L126 225V219H125V217H126V215H122L121 213H118V210H119V212L121 211V209L119 208V206H117V204H116V206L119 208H114V207H112V208H109V206ZM123 205H124V203H123ZM122 204H121V207L123 206ZM213 205V204H212ZM28 208H27V207ZM67 206V205H66ZM65 206V207H66ZM115 206V207H116ZM176 206V205H175ZM215 206V205H214ZM76 208H77V206H75ZM89 207V205L87 206V208ZM74 208V207H73ZM91 208V207H90ZM113 208L114 209H116L115 211H117V213H114L115 211H113ZM38 209V208H37ZM79 209V208H78ZM81 209H84V210H82V211H85V207L84 208H80V210ZM107 209H110V210H107ZM118 209V210H117ZM180 210V213L178 214V212L176 211V210ZM75 210H77V209H75ZM91 210H92V208H91ZM91 210H90V212H91ZM11 211V212H10ZM37 211V210H36ZM110 211V212H109ZM9 214H8V213ZM24 212V213H23ZM41 212V211H40ZM65 212H67V210H65ZM87 212H88V215H87ZM6 213L8 214V215H6ZM16 213H14V214H16ZM43 213V212H42ZM73 213V212H72ZM78 213H81V211H79L78 210V212H76V213H74L76 216H79V215H77ZM107 213H113L114 215L111 217V215L110 214H108L109 216H110V218H109V216L107 217ZM231 213H229V214H231ZM74 214H69V216L70 215H72V217H75V215ZM119 214V215H118ZM126 214V213H125ZM8 216V218H6V216ZM68 215V214H67ZM74 215V216H73ZM80 215H82L83 216V213H81ZM90 215H92V216H90ZM101 215H104L103 217H105L106 216V218H107V220L105 221L104 220V218H100L101 217ZM120 216L121 215V217H120V219H122L123 220V218H122V216L124 217V220L126 221H124L123 220V222L121 221V220H119V217L118 218H114V216ZM162 215V214H161ZM68 216V217H69ZM90 216V217H89ZM93 216H94V220H93ZM95 216H96V219H95ZM115 216V217H116ZM237 216H240L241 218L243 217V218H245V216H246V218L247 219H249V220H251V222H255V223H253V224H258L259 225V227L258 228H253V227H255V226H253V227H251V225L249 224V221H248V223H246V224H243V226H241L240 225V221H239V223L237 224ZM14 217V218H13ZM25 217V216H24ZM71 216H70V218H72ZM80 217V216H79ZM97 217H99V218H97ZM195 217H196V219H195ZM239 217V218H240ZM6 218V219H5ZM69 218V219H70ZM169 218V217H168ZM24 219V220H25ZM34 219V218H33ZM73 219V218H72ZM71 219V220H72ZM75 219V218H74ZM100 219V220H99ZM117 219V221H115ZM194 219H195V221H194ZM19 220V221H18ZM68 220V219H67ZM101 220H104L103 221V223H100V222H102ZM169 220V219H168ZM239 220V219H238ZM6 221H8V222H6ZM24 224V223H26L27 225H22V223ZM75 221V220H74ZM97 221H99V224H98V222ZM119 221V222H118ZM194 221V222H193ZM9 222H11V223H9ZM19 224H18V223ZM106 222H107V224H106ZM115 222H117V224L115 223ZM169 222V221H168ZM16 223V226H14V224ZM31 223V224H30ZM75 223V222H74ZM115 223V224H114ZM123 223V224H122ZM8 224H10V225H8ZM48 228L50 229V227H52V226H50V225H52V224H50V222H49V220H48ZM242 224V223H241ZM252 224V225H253ZM21 226V227H19V226ZM28 225H30L31 227H26V226H28ZM33 225V224H32ZM81 225V224H80ZM102 225V226H101ZM104 225V226H103ZM106 225V226H105ZM124 225V226H123ZM82 226V225H81ZM80 226V227H81ZM91 226H93V225H91ZM97 226V227H96ZM101 226V227H100ZM116 226H117V230H111V229H113V228H115L116 229ZM118 226H120L119 228H118ZM14 227V228H13ZM24 227H26V228H24ZM94 227V226H93ZM99 227V228H98ZM21 228V229H20ZM22 228L24 229V231H25V229H26V231L25 232H23V230H22ZM78 228H79V226H78ZM95 228H93V229H95ZM194 228V229H193ZM1 229H0V231H1ZM85 229V228H84ZM110 229V230H109ZM7 230V229H6ZM6 230L3 232V231H1V232H3L4 234H3V236L2 235H0L1 237H0V264H19V260L21 259L22 260V258L20 257L19 258V260H18V257H19V251L21 252L20 254H22L23 252H24V249H20V250H18L17 252H16V254L18 255V257H17V255L15 254L14 255V252L13 253H10V247H11V249H14L13 248V246H12V240H10L8 237H9V232L11 231L10 229H8L7 230V232L8 233H6ZM20 230V232H17V231H19ZM22 230V231H21ZM27 230H29V231H27ZM95 230V231H96ZM100 230V231H99ZM195 230H197V231H195ZM83 231V230H82ZM90 231H94V230H90ZM28 233V236L25 234V233ZM180 232V231H179ZM178 232V233H179ZM104 233H106V234H110V232H105L104 231ZM181 233H183V231L181 232ZM189 233V232H188ZM2 234V233H1ZM7 234V235H6ZM32 236L33 235V237H31L30 235ZM37 234H38V232H37ZM40 234V233H39ZM90 234H92V233H90ZM89 234V235H90ZM98 234V233H97ZM112 234V233H111ZM116 234H113L114 235V237H116L115 235ZM196 234V235H197ZM17 235V236H16ZM20 235V234H19ZM25 235V236H24ZM167 235H170V234H167ZM177 235H178V237L179 238H176L177 237ZM190 235V234H189ZM5 236V237H4ZM8 236V237H7ZM23 236V237H22ZM195 236V235H194ZM23 239H22V238ZM31 237V238H30ZM40 237V236H39ZM8 238V239H7ZM29 238V240L30 241H32V242H29V240H28V242H27V239ZM89 238V237H88ZM111 238V237H110ZM191 238H193V237H190V240H191ZM197 238V237H196ZM19 239H21L23 242H21V240H19ZM44 240V239H46L45 241H42V240ZM194 239V238H193ZM17 240V241H16ZM51 240H52V238H51ZM113 240V239H112ZM207 240H208V242H207ZM7 241H8V243H9V241H11L9 244H10V246H9V244L7 243ZM19 241V242H18ZM34 241V242H33ZM91 241H92V239H91ZM116 241V240H115ZM114 241V242H115ZM202 241H204V242H207V243H203ZM19 243V246H18V243ZM113 242V241H112ZM190 242V241H189ZM210 242H212V243H210ZM31 243V244H30ZM41 243V244H42ZM45 243H43L45 246H43V245H41L40 246V243H35L37 246H36V252H37V254L38 253H40V255H41V257H39L40 258V260H42L43 258H42V255H43V253L44 254H47L48 253V255H46V256H49L50 255V257H52L51 255L53 254L52 252V249H53V247L54 246H50L52 249H50L48 246L49 245H46ZM51 243V244H50ZM186 243V244H185ZM8 244V245H7ZM35 244H34V246H35ZM108 244V243H107ZM22 245V244H21ZM22 245V246H23ZM56 245V244H55ZM101 245H102V243H101ZM105 245V244H104ZM110 245V244H109ZM21 246V247H22ZM30 246V247H29ZM41 247V248H43L44 247V249L46 248V250H47V253H46V251L45 252H43V249H40L39 247ZM58 246H60V245H56V247L58 248ZM97 246V245H96ZM20 247V248H21ZM56 247H54V248H56ZM62 247V246H61ZM65 247V246H64ZM95 247V246H94ZM106 247V246H105ZM115 247V246H114ZM29 248H30V250H29ZM39 248V249H38ZM48 248V249H47ZM97 248H99V247H97ZM110 248H111V246H110ZM61 250H63L62 248H60ZM21 250H23V252L21 251ZM50 250V251H49ZM54 250V249H53ZM60 250V251H61ZM98 250V249H97ZM9 251V252H8ZM52 251V252H51ZM59 251V250H58ZM59 251V252H60ZM12 252V251H11ZM25 252V254H27ZM31 252H33L35 255H36V253L32 250ZM51 253V254H50ZM56 253V252H55ZM54 253V254H55ZM61 253H63V252H61ZM53 254V255H54ZM15 257H14V256ZM24 255V254H23ZM35 255H34V259H35V261H37L39 258H36L35 257ZM40 255H38V256H40ZM21 256V255H20ZM31 256L33 257V255L31 254V255H28V260L27 259H25L26 261H28V262H26V261H24V260H22L20 263L22 264V262H25V264L26 263H28V264H31L32 263V261L34 260V259H32L31 258ZM37 256V257H38ZM108 256V255H107ZM29 257H30V261H31V263H30V261H29ZM105 257V256H104ZM17 258V259H16ZM45 259H46V257L43 259V261H45ZM49 259V258H48ZM48 259H46V260H48ZM104 259V258H103ZM106 259H107V257H106ZM158 260V259H157ZM211 260V261H210ZM34 261V262H35ZM43 261H41V263L39 262V260H38V262L36 263V264H44L43 263ZM107 261V260H106ZM109 261V260H108ZM213 261V262H212ZM33 262V263H34ZM34 263V264H35ZM49 263V261H47V262H45V264H48ZM51 264V263H50Z\"/></svg>",
  "mask_w": 264,
  "mask_h": 264
},
{
  "label": "rangeland",
  "instance_id": "rangeland-1",
  "mask_svg": "<svg viewBox=\"0 0 264 264\" xmlns=\"http://www.w3.org/2000/svg\"><path fill=\"white\" fill-rule=\"evenodd\" d=\"M1 1H3V0H1ZM0 1V2H1ZM4 1H6V2H4V3H6V5H8L9 4V6H13V5H15V3L17 4L16 6H13V7H3V5H0L2 8H4L3 10H1L2 8L0 7V13H1V11H2V13H1V17H2V14H6L5 12H8V14H14L15 16L17 15V13H19V11H20V14L22 13V11L24 12V10L25 9H27V7L26 6H24L25 5V3L23 2V0L22 1H20V3L19 2H16L15 0H12V5H10V2H8L9 0H4ZM18 1V0H17ZM26 1V0H25ZM28 1H30V0H28ZM54 1V0H53ZM57 1H60V0H56V1H54V3L52 2V4H51V2L49 1L48 2V4H51V5H55V3H56V5L54 6L55 8H52V9H54V10H52L51 8V10L53 11L52 12V14H50L51 12H49V13H47L48 14V16H50L51 17V19H53V21H55V23H56V28L60 25V23L61 24H63L62 23V21H63V18L65 17V18H67V19H71V17H70V15L71 16H75L74 14H75V12L77 13V12H79V10L80 11H82L83 13H84V10H88V14L86 13V11H85V13L87 14V16L91 13V11H93V13L92 14H94V15H90L89 17H87L86 16V19L84 18V17H82V16H84L85 15V13L84 14H80V13H78L79 15H77L76 17H78L79 16V18L81 17V18H84L85 20H86V22L84 21V19H82L81 21H83L82 23H81V21H79V24H73V27L75 28V26L77 27V28H79V26L82 24H84L83 25V28H82V25L80 26L82 29H80L81 31L80 32H82L83 30H84V32H82V33H85V29H87L85 26H88L89 28H90V24L92 23V21L93 20H95V22H97L99 19L101 20V19H106V20H110L111 22H112V24L113 23H115L116 24V22H117V24L119 25V26H123V24L127 21V19L129 20V22L127 21V27L126 28H124V29H126L128 32H127V34L126 33H124V35H125V37H126V40H128V42H130L129 40H130V38H133L132 36L134 35V33L136 34V35H134L135 37L134 38H137V37H139V36H143V35H141V32L142 31H144L145 30V27H147V25L146 24H149L148 26H152V27H158L159 26V24L161 23V25H164V26H166V27H168V29L170 30V32L172 33V37L174 38V41L172 42V44L168 47V48H172V51H162L161 52V54L163 53H165V52H168V53H170V55L171 56H169V59H172V64H173V66H174V71H175V74H176V86L175 87H173V89L172 90H169V89H166V87H164L163 89H162V87H163V85H164V83L162 84V83H159L161 86V88L160 87H157L156 85H159L157 82V84L155 85L157 88H159L160 90H161V93L164 95L163 96V98L161 99V97H159L160 96V91H159V89H158V93H156V90L157 89H155L154 91H153V89L154 88H152L153 86H154V82L152 83H150V81H148L149 83H150V85L149 86H151V84H153V86L152 87H150V88H152V90L151 91H153L154 92V95H155V104H161V103H163V104H161L162 105V107H159L160 108V110H159V113L157 114V111H158V109H157V107H158V105L156 106L155 104H154V108L152 107V103H149L148 102V104L146 103L145 105H151V107H152V109H153V111L154 112H156V113H154L153 111H151L152 113H154L155 115V117L153 116V115H150V116H152V120L154 121V122H152V121H149L148 120V117L146 118V116L144 117L143 115L145 114V113H148V111H150L149 109L151 108L150 106H147V108H146V106H144V103H145V101L143 102V100H145L144 98L145 97H143V100H139V98L137 99V98H135L136 100H137V102H139V103H141L140 105L142 106H140L139 105V103H137V102H135L134 101V103L132 102V104H129V103H131L129 100V102H128V104H124V105H126V107H127V105H128V107L130 108V105H131V107L132 106H134V104H135V107L136 106H138V108L139 107H141V108H137V110L140 112V114L141 115H139V117H136L137 119H138V121L136 120V118H133V117H131V116H133L132 114H130V117H131V122H132V124L133 123H136V121L139 123H137V128H138V125H140L141 124V127L140 128H142L141 130L142 131H144V132H146L147 130H149V129H147V126H145V124L146 125H148V126H150V128H153V127H155V129H151V132L154 130V132H156L158 135V137L159 138H161V140L160 139H158V141L159 142H157L156 143V147H152L153 148V154H152V151L151 150H147L146 149V152H144L143 150V148L142 147H140V150L139 149H137V150H139L137 153L135 152V149H133V148H131L132 147V145L131 144H129L128 143V141H126V142H124L125 141V139L123 138H118L119 137V134H120V132H119V134H118V137L116 136L117 135V128L116 127H113L114 128V130L111 128L112 127V125H113V122H112V120L111 119H113V118H110L109 119V117H105V112L103 113V115H104V117H103V115H102V113L101 112H103L104 110H103V107L105 106H103V103H102V99L100 98V96L102 95V94H104L103 92H102V88L106 85V82H105V80H107L108 79V77L106 78V79H104L105 78V76H106V73L105 72H98L99 73V75H98V77H97V75L96 76H92V77H89V78H87L86 79V82H83L82 83V78L83 77H85L86 75H87V69L89 70L90 68H91V65L90 64H92L91 62H93L94 61V59L95 58H90L91 59V61H90V59L89 60H87V56L88 55H91V54H95V51H96V49H98V48H100V47H104V45H101V43L100 44H98L99 45V47L95 44L96 42H94V43H92V44H95V45H93L92 46V44H90V49L87 47V45L89 46V44H87L88 43V39H86V40H84L85 38H87L88 37V35H86V33L84 34V35H81L80 34V36L81 37H83L84 39H83V42L84 41H87V43L86 42H84L85 44H86V47L84 46V44H83V42H76L78 39H79V35H78V32H79V29H77V28H73L72 27V29H74V31H76V30H78V31H76V32H72L73 34H74V37H75V39L74 38H72L73 37V35L72 34H70V36H71V40L72 39H74V40H72L74 43H71L72 44V47L74 48H72L73 50H75V51H77V48H79V49H81V51H82V48L84 49V53H82V52H80V50L78 51V52H74V53H76V59H77V61H76V59H75V63L76 64H78V68H76V69H78V70H73V73H74V77L72 78V79H75L76 78V81L77 82H75V80H74V83H77V84H75L74 85V87H71V90H70V95H72L73 97H74V99H76L75 101L77 102V103H75V108H77V110L76 111H79V108H81V107H79L78 108V105L79 106H82L81 104H87V107L86 106H82V110H85V111H81L83 114H84V116H83V120L81 119V121L79 120V119H77V117H73V119L71 118L72 117V115H71V117H67L68 118V120H69V122H68V120L66 119V117H65V115L63 116L65 119V121H67L68 123H74V124H72V125H70L71 127L73 126L74 127V125L76 124V125H80V127H79V129L77 130H75L74 128H77L76 127V125H75V127L73 128L72 127V129L69 131L68 129H70V127L69 126H67V125H69V124H66L65 125V121H64V123L62 122V123H59V122H61L62 120H59V121H56V117H59V116H57V113H55L56 111H60L61 112V110H66L65 109V106H63V105H65L64 103H65V101H56V103H55V101H54V99H53V97H54V95H55V97L54 98H56V93H54V95H52L53 93H51V97L50 96H48V98L46 99L45 98V96L43 97L40 93V97H41V99L43 98L44 100L46 99V103H44L45 101L44 100H41V101H44V102H42L41 103V101L38 99V96H35V98L32 96V93L33 92H31L29 95L32 97L31 98V100H30V103L28 104V107H30L31 106V108H29V110H28V112H31L32 113V111L33 112H36L38 115H39V117H40V115H42V118H40L42 121H43V119H45V118H49V119H45L43 122L44 123H46L45 125H43V126H45L46 128H49L48 129V132L50 133V136L48 135V134H46V133H42L43 131L40 129L42 126H41V122L42 121H40V120H38V118L35 116V114H33L32 113V115L34 116H32L31 115V113L30 114H27V113H24V114H20V116H22L21 118H23V120H24V123H25V120H26V122H28V120L30 119V118H37V122L40 124L39 126H41L40 128H38V129H40V131H42V132H38V134H42L43 135V137H44V139H43V137H41V135H40V137L43 139V141H41V145H40V149L42 150L43 148H44V146H42V145H47V143H45V142H47L48 140H50V138H51V140H52V137H53V139L54 140H50V142H51V144L52 143H54V142H59L60 144L62 143V145L64 146V148H63V146L62 145H60L58 142L56 143L57 145H53V146H57L58 147V145H60L59 147H58V149H57V147H56V149L53 147V149H55V152L53 151V153H58L59 151V158H60V155H61V158H62V160H61V167H65V169L67 168V165L66 164H70L69 166L70 167H68L67 168V170H65L64 172H66L65 174H64V172H63V170L61 171V172H59V173H57L55 176L57 177H55V179H52L53 177H51V179L53 180L52 182L50 181V183L52 184V187H51V185L49 184V185H46L47 183H46V181L47 182H49L47 179H44V178H40V176L39 175H37L38 173H36L35 171H34V169H32L31 167H30V165L28 164L27 166H26V163L24 164V162H22V160L20 159V156L18 155V154H20L21 155V152H22V145H20V143H21V141L20 140H22V138L24 137L23 136V134H25L26 132H27V129H25L24 128V125H23V128L26 130V131H24V132H21V133H19L20 131H22L23 129H21V130H19L18 131V133L17 134H20V136L19 135H17V134H15V132H16V130H14L15 129V127H13V130H12V132L15 134V135H17V137H14V134L13 135H11V133H10V129L8 128V125L6 126L5 124V126L7 127H5V126H3V121L4 120H10V118L8 117V114L7 113H9V112H6L5 110H4V112H6V114L4 113V112H2V111H0V148L2 149V153H3V157H4V160H5V158H6V160H5V162H7L6 164H7V166L8 167H10L11 169H13V171L14 172H17L16 174L18 175L17 176V179H19L18 181H20V183H21V181L23 182V184H21V188H23V190L26 192V194H24V195H26V196H24V195H21V196H19L18 194H16L15 193V195L16 196H19L20 198H22V199H24V198H26L27 199V196H28V194H29V198H31L32 196V198L34 199V201L36 202H34V201H32V202H34L35 203V207H37V208H35L36 210H35V212H32L33 214H31V205H30V199H29V205H30V207L31 208H29V212L30 213H26V211H28V210H26L25 211V215L23 214V216L22 215H20L21 214V212L20 213H16L18 210H14V212H12V215H10L8 212V214L6 213V215H8L9 216V220H10V218L12 217V216H15V220H17L16 219V217H21V221L23 220V221H27V219L29 220L30 218H32L31 220H34V221H32V224H31V226H33V227H31L30 225H28V226H26L27 228L28 227H31V229H30V232L29 233H31L32 231H33V233H35L36 234V236L34 235V237L35 238H31V237H33V235L31 236L30 234V238H31V240H37L36 238H42L43 239V237L44 238H49L51 235H54V237L53 236H51L50 237V242L52 241H54L55 242V244L56 245H60V246H58V248L56 247V245L55 244H52V245H49V244H47V242L49 241V239H44V240H42V241H45L46 240V243L45 242H43V243H45L46 245H49L48 247L50 248V249H52L50 246H54V247H56V248H54L53 247V249H52V253L54 254L55 252V254L53 255H51L52 257H50V255L49 256H46V255H48V253H47V250H46V248L44 249V247L43 248H41V247H39L40 249H43V252H45L46 251V253L47 254H44L43 253V255H42V258L45 256L46 257V259H48V260H46L45 259V261H43V259L45 258H43L42 260H40V258L39 257H41V255H40V253H38L37 254V250L35 249L36 248V244L35 243H40V246L41 245H43V246H45L42 242H40V239H39V241L37 240V242L35 241V246H34V244L32 243V245H30V246H33L34 247V249L36 250H34V249H32L35 253H36V255L33 253V252H31V251H25L26 250V246L28 247V244L29 243H27L25 246L23 245V244H25L21 239H19V240H21V242H23V243H21L20 244V246H19V241L17 242L18 243V246H19V249L17 248V246H16V249H15V246H13V245H15L16 244V242L15 243H13L14 241H15V239H16V237H14L15 239H13L12 237L13 236H15V235H13L11 238H10V233L12 232V230H13V234H15L16 233V230H14V229H12L11 230V226H12V224L13 223H11L12 221H15V220H10L11 222H9V223H11V225L10 224H8V225H10V227L8 228L7 226L6 227H3V229L4 228H6L7 230L8 229H10L11 231L8 233L7 232V230H6V233H8L9 234V239L10 240H12V246H13V248L14 249H11V247L9 248L11 251H10V253H13L14 251V255L16 254V252L18 251V250H20V249H24V252H23V250H21L23 253L22 254H20L21 252L19 251V257H18V255H17V257H18V260H19V258L21 257L22 258V260H24V261H26L25 259H27L28 260V255H33V257L31 256V258L32 259H34V255H35V257L36 258H39L38 260H39V262L41 263V261H43V263L45 264V262H47V261H49V263L48 264H156V263H158V261H159V253H160V251H161V249H162V245L164 244L163 242L165 241V242H167L168 240V238L170 237H172L171 239H173L174 237L173 236H171V235H173V234H175V232L180 236L181 234H183V235H185L184 237L186 238V236L188 235V237H187V239L190 241H188V242H186V243H188V244H186V245H189L190 247L191 246H193V245H190V244H193L194 242H193V240L195 241V240H204L205 241V238L204 237H202V236H200V235H203V234H197V233H193V232H191V231H189V229L188 230H184V228H182L181 226H179L180 224L179 223H181L180 221H179V218H178V215L177 214H174V215H172V216H170V218H168V216L166 215V211L169 209V210H171L170 208L173 206V207H177V204H183V202H184V204H186L187 202V204H191V203H205V206H208V208H212V210H214V211H216V212H218V213H221V214H224V215H227V216H229L230 218H232V216H233V218L232 219H236V216H235V214H232L231 213V210L230 209H228V208H225V206L223 205H216V204H214V203H209L208 201H204V200H202L203 198H204V195H202L201 194V192H195V189H193V190H187V191H183V192H180V191H176V190H174V189H172V188H170L169 187V182H170V177H169V174H168V168L172 165V164H174V163H176V162H179L180 160H183V158H185L186 157V154H191L192 155V157H195V158H199V157H196V156H200V158L202 159V157L203 158H206V159H208V160H210L211 162L213 161V162H215V163H217V162H219V163H224V162H226L228 159H230V157L231 156H235V155H237V154H242V153H245V151H246V149H248L251 145L249 144H247V142H242V144H243V146L242 145H238L237 146V143H236V146L234 145V147H232V146H230V148L228 149V146H223V147H221V148H219V149H216V150H214V149H212V146L210 145V147L208 146V145H205L204 144V146L205 147H201V145L199 144V143H201V142H197L198 140H196V138H195V141L198 143V145H197V143L196 142H194V141H191L190 140V138H193V137H191L192 136V134H194V127H193V124H194V122H195V118H196V113L199 111H204V112H208L210 109H209V106H212V104H217V103H219L220 104V102H218V101H220L219 100V98L220 99H222L221 100V103H223V101H224V99H226L225 101H227V99L229 98V101H228V103L230 104V106H228L229 108H231L230 109V111H232L233 109L235 110L236 109V111H232V113L231 114H234V112H235V115H232V117H230L229 116V118H231L230 119V121L229 122H233L232 124H234V125H236L237 126V124L239 123L240 124V126L241 125H243V123L242 122H245L246 123V118L245 117H243V112L241 111V108H243L242 106L243 105H241V104H243L244 102H245V100H244V102H243V100L242 99H240V102H238L237 101V98H235V97H231V96H236V97H238L239 95H241L242 93L241 92H243L244 90H246L247 88H249V87H252L253 85L254 86H257V85H260V84H264V69L263 70H258V71H260L259 73L258 72H256V73H254V75H252L253 73H251V72H247V74H244V76L242 77V76H238V77H234V76H231V73H232V70L234 69L233 68V63H234V60H232V59H235V58H237V57H235V53L236 52H234V54L232 55V51H223V50H220L219 48H218V50L217 51H214V52H212V51H208L209 50V48L208 47H210V45L214 42V37H217V39L219 40V41H224L225 40V36H224V30H220V31H217V33H216V35H214V31L210 34L209 32H207L206 33V37L205 38H198L197 40H196V34H197V31L199 30V28L200 29H202V28H204L206 25H208V22H209V20H210V18L211 19H215L216 18V21L215 22H217V26H221L220 25V22L222 21V19H221V17L220 16H222V15H224L226 12H225V10L226 11H229L230 9H233V8H237V6L240 4V3H242V2H244V0H215V1H213V2H211L210 0H207L208 2H206V1H204V0H169V3H170V6L172 7L171 8V11L170 12H173V14L172 13H169V16H170V14H172L169 18H167V17H165V16H159V15H153V16H151V17H146V19L144 18H142V17H145V16H142V15H139V14H137V12H134V14L132 13V14H129L127 11H125V12H122L123 14H126V15H124V16H122V13L119 15V14H117V15H119L117 18L116 17H105L104 15H103V12L102 11H100L99 9H94V8H87L86 9V7H84L83 9L82 8H71V10H73V11H71V10H68V11H66V7L65 8H61V7H64V5L66 6V5H68V4H74V3H86V4H90L89 3V1L90 0H61L59 3L57 2ZM74 1V2H73ZM93 3H95L94 2V0H91ZM126 1V0H125ZM125 1H120V3L121 4H124L125 3ZM8 2V3H7ZM14 2V3H13ZM27 2V1H26ZM199 3V2H201V3H204L205 5V7H203V8H201V10H200V12L197 14V15H192L191 14V12H190V10H191V8H192V5L194 4V3ZM27 3H29V2H27ZM46 3V2H45ZM93 3H91V5L93 4ZM109 3V2H108ZM1 4H3V2H1ZM47 4V5H48ZM62 4V5H61ZM22 5V6H21ZM27 5V4H26ZM208 7H207V6ZM4 6H5V4H4ZM255 6H257V5H255ZM22 7H24V8H22ZM26 7V8H25ZM7 8V9H6ZM258 8H259V6H258ZM257 7H254L253 6V8H251V9H253V10H256V9H258ZM10 11H9V10ZM64 9H65V11H64ZM75 9V10H74ZM91 9V10H90ZM202 9H205L204 11L202 10ZM31 10V9H30ZM97 10V11H96ZM234 10V9H233ZM241 10V11H240ZM55 11V12H54ZM70 11V12H69ZM242 11H244L245 12V10H242V9H238V12L237 13H239V14H241V12ZM264 11V10H263ZM4 12V13H3ZM9 12H12V13H9ZM31 13H29L27 16H30V18H35V21L38 23V21H37V19H41V20H44L45 18H41V17H43V16H41V14H43V13H41L40 11H30ZM38 12H40V13H38ZM48 12V11H47ZM81 12V13H82ZM101 12V13H100ZM225 12V13H224ZM16 13V14H15ZM57 14V15H53V14ZM100 13V14H99ZM7 14V15H8ZM19 14V15H20ZM34 14V15H33ZM36 14V15H35ZM44 14H46V12L44 13ZM96 14H99V16L97 15L96 16ZM221 14V15H220ZM33 15V16H32ZM59 15V17H56V16H58ZM116 15V16H117ZM18 16V15H17ZM16 16V17H17ZM128 16V17H127ZM140 16V17H139ZM142 16V17H141ZM197 16V17H196ZM63 17V18H62ZM69 17V18H68ZM94 17H100V18H94ZM122 18V20H120V18ZM33 18V19H34ZM93 18V19H92ZM112 18H114V19H112ZM74 19H76L75 17H74ZM91 19V20H90ZM77 20V19H76ZM75 20V21H76ZM80 20V19H79ZM100 20H99V22H100ZM117 20V21H116ZM122 21V24H121V22L119 23V21ZM126 20V21H125ZM133 20L135 21L134 23H136V24H134V25H136V27H134L135 29L136 28H138L139 30L137 31V29H136V32H135V29L133 28V29H131L132 31H130L129 30V27H133L134 25H133V23H132V25H131V22H133ZM31 21V20H30ZM33 21V20H32ZM31 21V22H32ZM113 21H115V22H113ZM131 21V22H130ZM54 23V24H55ZM77 23V22H76ZM87 23V24H86ZM93 24L94 23H92V25L91 26H93ZM99 24L100 23H98L96 26L97 27H99ZM129 24V25H128ZM139 24V25H138ZM38 25V24H37ZM101 25V24H100ZM145 25V26H144ZM72 26V25H71ZM124 26H125V24H124ZM123 26V27H124ZM138 26V27H137ZM43 27V26H42ZM62 27L63 26H61V27H58V28H61V30H62ZM142 27L144 28L143 30H142ZM57 28V29H58ZM71 28V27H70ZM89 28H88V30H89ZM66 29V28H65ZM65 29H63L64 31H66V33L68 32V29L67 30H65ZM123 29V30H124ZM55 30V29H54ZM60 30V31H61ZM70 30V29H69ZM87 30V31H88ZM133 30H134V32H133ZM41 32V33H43V34H45V31H43L42 29H38V32ZM70 31H72V30H70ZM70 31H69V33H70ZM63 32V31H62ZM126 32V31H125ZM129 32L130 33H132L131 34V36H130V34H129ZM57 33V32H56ZM69 33H67L68 34V36H69ZM129 34V35H128ZM143 34V33H142ZM86 35V36H85ZM76 36H79L78 37V39L76 38ZM137 36V37H136ZM235 36V35H234ZM239 36V35H238ZM141 37H139V39H140ZM143 38V37H142ZM195 38V40H196V43L194 42L193 43V39ZM237 38V37H236ZM82 39V38H81ZM80 40V39H79ZM99 40H101V38H99ZM80 41H82V40H80ZM233 41H235V40H233ZM76 43H78V44H76ZM231 43V42H230ZM229 43V44H230ZM233 43V42H232ZM79 44H81L82 45V48L80 47L81 45H79ZM130 44V43H129ZM128 45V44H127ZM74 46H76V48L74 47ZM200 46H204V47H207V50H205L204 49V51H199V47ZM127 47V46H126ZM129 47V46H128ZM128 47H127V51L128 50H130V49H128ZM218 47H220V48H224V45L222 44V42H220V43H218ZM114 50V48L113 47H110L109 49H108V51H109V53H110V51L112 50V49ZM197 48V50L196 51H194L195 49ZM93 49V50H92ZM95 49V50H94ZM89 50V51H88ZM90 50H92V51H90ZM100 50V49H99ZM98 50V51H99ZM112 50V51H113ZM162 50V49H161ZM160 50V51H161ZM111 51V52H112ZM126 51V50H125ZM132 51V50H131ZM194 51V52H193ZM15 52H18V51H15ZM40 52V51H39ZM39 52H35V54L36 53H39ZM124 52V51H123ZM123 52L121 51V54H122V58H121V56H120V58L119 59H123V62L125 61V59H126V61H128L130 58H132V59H134L133 58V55H131V57H130V55L129 54H127L125 57H127L128 58V60H127V58H124L123 57ZM0 53H2V51H0ZM119 54H120V52H118ZM129 53V52H128ZM131 53H133V51L132 52H130V54ZM18 54V53H17ZM32 54V55H31ZM30 54V56L31 57H33V55H34V57H36V58H34V59H37L40 55H38V57H37V55L35 56V54L33 53V51H32V53ZM110 54H112V53H110ZM1 55H3V54H1ZM75 55V54H74ZM129 55V56H128ZM29 56V57H30ZM86 56V57H85ZM164 56V55H163ZM162 55H158V57H159V59L160 58H162V61H163V59H164V57H163ZM30 57V59L29 60H31V61H33V58H31ZM0 58H1V56H0ZM260 58V57H259ZM139 59H141L140 57H139ZM24 60V59H23ZM138 60V59H137ZM161 60V59H160ZM261 60V59H260ZM35 61V60H34ZM37 61H40V58H39V60L37 59ZM122 61V60H121ZM125 61V63L126 64H131L130 62H126ZM233 61V62H232ZM259 61V60H258ZM262 62H263V64H264V58H262V60H261ZM4 62H6V60H4ZM135 62V61H134ZM134 62L132 63L133 64V66H135L134 65ZM232 62V63H231ZM261 62V63H262ZM1 63H3V62H1ZM0 63V64H1ZM33 63V62H32ZM138 63V62H137ZM160 63H162V62H160ZM163 63H164V61H163ZM260 63V64H261ZM4 64V63H3ZM3 64H1L0 66H2ZM7 64H8V61H7ZM19 64V63H18ZM50 64H52V62L50 63ZM47 65V67H50L51 65ZM109 64H113L112 63V61H110V63ZM121 64V66H120V68H123L124 67V65H122V64H124V63H120ZM119 64V65H120ZM125 64V65H126ZM263 64H261L262 66H264ZM20 65V64H19ZM81 65H83L84 66V68H80L81 67ZM140 65V64H139ZM260 65V66H261ZM7 66V65H6ZM43 67V68H45L44 66H46V65H41V64H39V66H38V68L39 67ZM126 66H128V65H126ZM125 66V67H126ZM141 66H142V64H141ZM163 66V65H162ZM172 66V67H173ZM9 67H10V69H12L11 70V72H10V70H7L8 72H10V73H12L13 75H14V73H15V68L11 65H9ZM15 67H17L16 65H15ZM40 67V68H41ZM164 67V66H163ZM7 69H8V67H6ZM14 68V69H13ZM43 68H41V70L43 69ZM33 69V68H32ZM35 69V68H34ZM123 69H132V70H134L131 66H128V68H123ZM142 69V71L141 72H143V69H144V67H142V68H140L139 67V70H141ZM146 69V68H145ZM261 69V68H260ZM40 70V71H41ZM45 70V69H44ZM48 70V72L47 73H50L49 71V68L47 69L46 68V70L45 71H47ZM208 70H214V71H216L217 70V74L215 75V76H213L212 74H210V75H212V76H210V75H206L205 73H206V71H208ZM37 71V70H36ZM39 71V70H38ZM37 71V72H38ZM38 72L39 73V75L38 76H40V73L41 72ZM43 71V70H42ZM56 71V73H55V75H54V72H53V75H52V73H50L52 76H51V79H47L46 77H50L49 75L48 76H46V73L44 72V74L42 73V75H41V77H43V79L41 78L40 79V77H39V81L36 83V82H34L33 84L34 85H38V86H40L42 89L43 88H45V90H47V88H49V86H48V82L49 81H53V82H55V81H57V83L58 82H60L62 79L60 78L59 79V76L61 77V73H62V71H61V68L59 69V71H57V70H55ZM101 71H103V70H101ZM36 72V73H37ZM57 72H59L60 74L58 75L57 74ZM131 72V71H130ZM36 73H34V74H36ZM37 73V74H38ZM94 74H97V73H95V72H93ZM138 73H140V72H138ZM32 74H33V72H32ZM34 74L32 75V77L35 79L36 77L34 76ZM72 74V73H71ZM93 74V75H94ZM143 74H144V72H143ZM142 73L140 74L141 76L143 75ZM146 74V73H145ZM257 74V75H256ZM259 74V75H258ZM58 75V76H57ZM73 75V74H72ZM92 75V74H91ZM158 75H161V73L160 72H158ZM46 76V77H45ZM111 76V75H110ZM109 76V77H110ZM144 76V75H143ZM142 76V77H143ZM146 76V75H145ZM144 76V78H146ZM162 76V75H161ZM142 77L140 78L141 80H142ZM1 78V77H0ZM38 78V77H37ZM45 78V79H44ZM53 78V79H52ZM55 78H57V79H55ZM86 78V77H85ZM111 78V77H110ZM144 78H143V81L144 82H142L141 80H140V85L143 83V84H145V86H148L147 84H149V83H145V81H147V80H144ZM149 77H147V79H148ZM3 79V78H2ZM6 79V78H5ZM5 79H3V81L5 80ZM1 80V79H0ZM8 80V79H7ZM41 80V81H40ZM58 80H60V81H58ZM0 82V88L2 89L3 88V86H5V84H7V82L8 81H6V82ZM88 81V82H87ZM51 83V82H50ZM57 83H52L51 85H52V87L53 86H55ZM32 84V85H33ZM206 84V85H205ZM139 85V86H140ZM45 86V87H44ZM128 86H130V85H128ZM148 86V87H149ZM24 87V86H23ZM35 87V86H34ZM39 87V88H40ZM51 87V88H52ZM58 87V86H57ZM91 87H92V89H93V92L94 93H91L90 92V89H91ZM155 87V88H156ZM21 88V87H20ZM20 88H18L19 89V91H20ZM25 88V87H24ZM35 88H38L37 86L35 87ZM140 88H142V92H144L145 90H146V92L148 93V92H151L150 90L148 91V89H147V87H144V86H141ZM139 88V89H140ZM0 89V90H1ZM4 89V88H3ZM2 89V90H3ZM22 89V88H21ZM55 89V88H54ZM125 89H126V87H125ZM135 89L137 90V88L135 87ZM135 89H130V87H129V90H131V91H133V92H135L136 90ZM201 89H202V91H201ZM2 90H1V92H2ZM17 90V89H16ZM127 90V89H126ZM144 90V91H143ZM168 92H167V91ZM6 91V90H5ZM22 91L23 90H21V93H22ZM129 92L128 94H131V93H133V92ZM166 91V92H165ZM18 92V91H17ZM77 94H76V93ZM142 92H140V90H137V92H135V93H140L141 95H142ZM146 92H144L143 93V95L142 96H148V95H150V93H148V95H147V93ZM14 93V92H13ZM19 93V97H23V99H24V96L25 95H23L22 94V96H20V92H18ZM18 93H17V97H18ZM82 93V94H81ZM167 93V94H166ZM161 94V95H162ZM9 96H11L10 98H8V97H6L5 98V96H7V95H3L4 97L2 98V96H0L1 97V101H0V110L4 107V106H8V105H10V104H8L9 103V101H11L14 105H16L13 101V99H12V97H14L13 96V94H8ZM14 95H16V93L14 94ZM34 95V94H33ZM36 95V94H35ZM132 95V94H131ZM136 95V94H135ZM153 95V96H154ZM157 95H159V96H157ZM248 96H251V95H249V94H247ZM30 96H29V98H30ZM92 98V99H90V97ZM103 96V95H102ZM101 96V97H102ZM100 99H99V98ZM227 97V98H226ZM260 97V96H259ZM259 97H255V96H251V99L252 100H260L259 99ZM27 98V97H26ZM85 98H86V100L89 102H87L86 100H85ZM103 98V97H102ZM148 98V97H147ZM158 98V99H157ZM5 99V100H4ZM15 99V98H14ZM17 99H19V98H17ZM21 99V98H20ZM39 100V103H40V105H38L39 103L37 102L38 100ZM49 99V100H48ZM98 99V100H97ZM130 99V98H129ZM132 99H134V98H132ZM131 99V100H132ZM134 99V100H135ZM160 99V100H159ZM218 99V100H217ZM22 100V99H21ZM21 100H17V103L19 104V103H21ZM33 100V101H32ZM36 100V101H35ZM51 100V101H50ZM53 100V101H52ZM96 100V101H95ZM100 100V101H99ZM24 101V100H23ZM50 101V102H49ZM84 101H85V103H84ZM100 102V104L98 103L97 104V102ZM147 101H149V100H147ZM150 101H152V102H154L153 100H150ZM237 101V102H236ZM35 102H36V106L37 107H34V105H35ZM59 102H60V104H59ZM64 102V103H63ZM67 102H69V101H67ZM94 102H96V103H94ZM127 102H125V103H127ZM157 102V103H156ZM160 102V103H159ZM166 102H167V104H166ZM6 103V104H5ZM24 103V102H23ZM32 103H34V105H32ZM44 103V106H41L42 104ZM48 103V104H47ZM50 103V104H49ZM55 105H53V104ZM91 103V104H90ZM227 102H226V104L225 105H229ZM239 103V104H238ZM5 104V105H4ZM17 104V105H18ZM52 104V106H50ZM56 104H59V105H56ZM69 104H71V102H69L68 103V105ZM72 104H74V103H72ZM93 104V105H92ZM96 104H97V108L95 107L96 106ZM166 104V107H167V109H166V107H164V105ZM219 104H217V105H219ZM224 104V103H223ZM222 104V105H223ZM4 105V106H3ZM23 105V106H22ZM22 105H20V106H22L23 108H24V104H22ZM47 105V106H46ZM48 105H49V108H48ZM66 105H67V103H66ZM67 105V106H68ZM99 105V106H98ZM123 105V106H124ZM160 105V106H161ZM168 105V106H167ZM217 105H214V107L215 106H217ZM222 105H219V106H222ZM246 105V104H245ZM3 106V107H2ZM19 106V105H18ZM17 106V107H18ZM38 106H40L39 107V109H38ZM59 106V108L57 109V107ZM74 106V105H73ZM145 108H144V107ZM224 106V105H223ZM28 107L26 108V109H28ZM44 107V108H43ZM47 107V108H46ZM50 107H54L53 109H51ZM61 107V108H60ZM87 108V111H86V108ZM126 107H124V110L126 109ZM127 107V109H129ZM213 107V108H214ZM240 107V108H239ZM6 108V107H5ZM4 108V109H5ZM41 108V109H40ZM63 108V109H62ZM85 108V109H84ZM101 108H102V110H101ZM133 108V107H132ZM142 108H144V109H146L145 110V113H144V111H142ZM163 108V109H162ZM206 108H208V109H206ZM211 108V107H210ZM225 108H227V107H225ZM228 108V109H229ZM233 108V109H232ZM30 109H32V111L30 110ZM61 109V110H60ZM126 109V110H127ZM143 109V110H144ZM147 109H148V111H147ZM227 109V110H228ZM51 110V111H50ZM56 110V111H55ZM98 110V111H97ZM101 110V111H100ZM136 110V111H137ZM27 111V110H26ZM80 111H79V114H80ZM134 112L135 114L138 112ZM147 111V112H146ZM160 111L162 112V114L160 113ZM229 111V110H228ZM87 112V113H86ZM59 113V112H58ZM133 113V114H134ZM150 113V112H149ZM229 113V114H230ZM237 113H240L239 115H240V117H239V115L237 114ZM36 114V115H37ZM59 114H61V113H59ZM98 114V115H97ZM102 116H101V115ZM228 114V115H229ZM14 115H16V114H14ZM147 115V114H146ZM159 115V116H158ZM238 115V121L236 122V116ZM7 116V117H6ZM9 116H13V115H9ZM45 118H44V117ZM48 116V117H47ZM68 116H70V115H68ZM74 116V115H73ZM111 116V115H110ZM136 116V115H135ZM149 116V117H150ZM234 116H235V121L233 120L234 119ZM30 117V118H29ZM101 117H102V119H101ZM142 117V118H141ZM154 117V118H153ZM15 118H16V116H15ZM51 118V119H50ZM75 118H76V121H77V123H75L76 121H74L75 120ZM106 118V119H105ZM141 119V121H140V119ZM148 120V122H146L147 120ZM243 119V121L242 122H240L241 121V119ZM18 119V118H17ZM70 119H71V121H70ZM129 119V118H128ZM136 121H135V120ZM31 120V119H30ZM34 120V119H33ZM50 120H52V123L53 122H55V124L56 123H58V124H56V125H54V124H52V126L50 125L51 124V121ZM54 120V121H53ZM130 120L129 121H127V119H126V121L127 122H130ZM142 120H143V122H142ZM40 121V122H39ZM49 121V122H48ZM72 121H74V122H72ZM82 121H84V123L82 122ZM106 121H108V122H106ZM8 122V121H7ZM104 122V123H103ZM141 122V123H140ZM146 122V123H145ZM152 122V123H151ZM236 124H235V123ZM30 123V122H29ZM28 123V124H29ZM43 123V124H44ZM83 123V124H82ZM148 123V124H147ZM153 123H155L154 125H152L153 127H151V124H153ZM25 124H27V123H25ZM60 124H64L66 127H68L67 128V130H68V132L70 133V134H66L67 132V130L65 131L64 130V132H66L65 134H64V132H62L61 133V130L60 129H62L63 128V126L64 125H60ZM82 124V125H81ZM109 124V125H108ZM142 124H144V128H145V130H143V125ZM230 124V123H229ZM53 125L55 126L53 129H52V127H53ZM84 125V127H82ZM27 127L28 126H30V125H26ZM48 126V127H47ZM50 126V127H49ZM57 126V127H56ZM60 126V127H59ZM64 126V127H65ZM110 126V127H109ZM239 126V125H238ZM237 126V127H238ZM45 127H43V128H45ZM62 127V128H61ZM86 127V128H85ZM156 127L158 128V127H160L159 129V131L157 132L156 131ZM29 128V127H28ZM31 128V127H30ZM33 128V127H32ZM31 128V133L34 131L33 129ZM56 128V129H55ZM60 128V129H59ZM82 128V129H81ZM224 128V127H223ZM63 129H66V128H63ZM62 129V130H63ZM86 129V130H85ZM77 132H75V131ZM140 130V133H141V135L143 136V135H145L146 133H142V131ZM15 131V132H14ZM39 131V130H38ZM53 131V132H52ZM55 131H56V133H55ZM106 131V132H105ZM29 132V131H28ZM26 133L28 136H29V133ZM35 132V131H34ZM32 133L33 135L35 134V133ZM45 132H47L46 130H45ZM52 132V133H51ZM60 132V133H59ZM86 133V132H88L87 133V135H89L88 137H90V140H92L91 142H89L88 140H89V138L87 137V135L86 134H83V133ZM115 132V133H114ZM153 132V134H156V133H154ZM10 133V134H9ZM36 133H37V131H36ZM59 133V134H58ZM80 133V134H79ZM82 133V134H81ZM104 133V134H103ZM148 133V132H147ZM191 135H190V134ZM26 134H25V137H26ZM45 134V135H44ZM62 134V135H61ZM73 136H72V135ZM75 134V135H74ZM78 134V136L80 137V138H76V137H78V136H76ZM94 134V135H93ZM115 134V135H114ZM148 134H152V133H148ZM22 135V136H21ZM35 135H37V134H35ZM53 135V136H52ZM57 135V138L55 137V136ZM64 135V137L62 138V136ZM83 135H85L84 137H83ZM102 137H101V136ZM11 136V137H10ZM18 136H19V138H18ZM31 136V135H30ZM60 136H61V139H60ZM73 138H72V137ZM74 136H75V138L77 139H74ZM81 136L83 137V138H81ZM190 136V137H189ZM194 136V135H193ZM203 137H202V139H204V140H206L207 138H204V136L205 137H207L206 135H202ZM13 137H14V139L15 140H13ZM24 137V138H25ZM46 137V138H45ZM69 137H71V138H69ZM88 139H87V138ZM98 137V138H97ZM100 137H101V139H103L102 140V142L100 143V146L102 147V150H103V148H105L103 151L101 150V147H99V145H95V144H99L98 142H100L101 141V139H100ZM115 137V138H114ZM17 138H18V140H17ZM40 138V139H41ZM116 138H117V140H116ZM46 139V140H45ZM69 139V140H68ZM74 139V141H72V143H76V145L77 144H79V147L81 148V150H79L80 148L78 147V148H76L77 146H75V144L74 145H72L71 143H70V140H73ZM80 139H81V142H80ZM96 139V140H95ZM99 139V140H98ZM118 139H120V140H118ZM127 139V138H126ZM17 140V142H15ZM39 140V139H38ZM37 140V141H38ZM45 140V141H44ZM56 140V141H55ZM59 140H61V141H59ZM66 140V141H65ZM68 140V141H67ZM83 140H87V141H83ZM94 140L97 142V143H95L94 142ZM98 140V141H97ZM122 140V141H121ZM129 140V139H128ZM203 140V141H204ZM20 141V143H18ZM64 141H65V144H64ZM103 141H105V143L103 142ZM13 142H15V144H13ZM42 142H43V144H42ZM50 142H49V144H50ZM68 142L71 144H68ZM78 142H80V143H78ZM82 142H83V144H82ZM88 144H87V143ZM108 142V143H107ZM120 142V143H119ZM121 142L123 143L124 142V144H122L121 145ZM31 143H32V141H31ZM31 143H29V144H31ZM45 143V144H44ZM104 144V146H103V144ZM107 143V144H106ZM125 143H128L129 145H131V146H129V145H127V144H125ZM82 144V145H81ZM86 144V145H85ZM92 144L93 146L95 145L96 147L98 146V148L100 149V152L101 153H98L97 151L99 150H97L96 148H95V146H94V148H93V146L91 147L90 145ZM158 144V145H157ZM239 144H241V142L239 143ZM247 144V145H246ZM18 145H20V146H18V151H17V146ZM28 145V144H27ZM26 145V146H27ZM70 145V146H69ZM106 145V146H105ZM203 145V144H202ZM245 145V146H244ZM25 146V147H26ZM29 146V145H28ZM50 146V147H49ZM48 147L49 148H52L51 146L52 145H49ZM65 146H69L68 148H66ZM73 146H74V148H75V150L76 151H78V152H75V150H74V148H73ZM82 146H84V147H82ZM86 146V147H85ZM87 146H89L88 148H87ZM200 146V147H199ZM208 146V147H207ZM31 149H33L34 148V146H33V144L31 145V146H29ZM29 147H26V149H24V146H23V149H24V152L27 150V149H29V150H27V152H29L30 151V148ZM61 147V148H60ZM91 147V148H90ZM236 147V148H235ZM21 148V149H20ZM59 148H60V150H59ZM65 148H66V150H65ZM71 148V149H70ZM93 148V149H92ZM141 148H142V150H141ZM214 148V147H213ZM228 150H227V149ZM20 149V150H19ZM46 149H48V148H44V150H46ZM61 149H63L62 151H61ZM73 149V150H72ZM78 149V150H77ZM83 149H85V150H83ZM94 150V149H96V150H94L93 152H91L90 150ZM155 149V150H154ZM220 149H221V151H220ZM222 149H223V151H222ZM226 149V151H224ZM50 149H48V151H49ZM64 150H65V152H64ZM219 150V151H218ZM47 151V152H48ZM57 151V152H56ZM68 151V152H67ZM71 151V152H70ZM79 151H83V152H79ZM134 151V152H133ZM141 151V152H140ZM143 151V152H142ZM242 151V152H241ZM244 151V152H243ZM20 152V153H19ZM24 152H22V153H24ZM62 152L65 154H62ZM68 154H67V153ZM69 152L71 153L70 155L72 156H74L75 154L76 155H78V157L77 156H75L74 158H73V156H72V158L70 157V155H69ZM73 152H75V154H73ZM225 152V153H224ZM227 152V153H226ZM50 153V152H49ZM52 152H51V154H53ZM61 153V154H60ZM92 153V154H91ZM98 153V154H97ZM114 153V154H113ZM222 153V154H221ZM81 154V155H80ZM84 154H85V156L87 157V156H89V158L87 157H85L86 158V161L88 160V159H91V160H89V161H91V162H86V163H83L84 161H82V165H83V167L86 169V167L88 168V166H89V172H90V170L91 171H95L93 168H95V169H97L95 166H99L100 164L99 163H101V167L103 166L106 170H104L103 168H100V167H98L99 169L97 170V171H101V169H102V172H106L105 174L106 175H104V173H103V175L101 176V175H99V176H101V177H103V176H105V178H106V180H107V177L106 176H110L109 175V172L110 171H114L113 173L116 175V177L119 175V171L120 170H125V166H126V170H130V172L129 171H123V172H125V173H127L126 174V176L127 175H129L128 176V178H125V182H127V183H125L124 182V179H123V181L121 180V178H124L125 177V175H121V176H124V177H119L120 179H116V177H115V175H113V173L111 174V176L113 175V178L115 177V180H120V182H124L125 184H123V189H124V185H126L127 187H125V188H127L128 190H127V192H126V195H125V191H123L122 190V192H121V195H120V192L117 190L116 192L118 193H116V192H113L110 188V190L109 189H105L104 187L105 186H107L106 188H108V187H110L109 185H111V187H112V185H117V184H115L114 182V184H110V181L109 180H107L106 182H109V185L108 184H105V179H103L104 181H100L99 179H97V180H99L100 182V184L98 183V181H96L95 179H92V177H91V175H90V173L89 172H87V173H89V174H87L85 171H83L82 170V173H85L86 174V177H87V175H90V179H88V182L90 183V184H94V181H96L97 182V184H99L98 186H100V188L102 187L103 188V191H104V193L103 192H101V190H97V191H93V189L92 188H94V186H95V184H94V186H90L89 187V185H88V182H87V180H86V177H81V176H79V175H77L78 173H77V171L78 170H80V168L81 169H83L82 168V166H80L81 164H80V162H81V158H82V156H84ZM88 154V155H87ZM100 154H103V156H104V158L102 157V155H100ZM220 154V155H219ZM67 155V156H66ZM69 155V156H68ZM140 155V156H139ZM180 155L183 157H180ZM185 155V156H184ZM191 155H189V156H191ZM263 155H264V153H263ZM6 156V157H5ZM54 156H56V155H53V157ZM58 156H56L57 158H58ZM66 157V158H64L63 159V157ZM81 156V157H80ZM96 156H98V157H100V158H103V159H100V158H98V159H94V157L95 158H97ZM107 156V157H106ZM109 156V157H108ZM202 156V157H201ZM206 156V157H205ZM77 157V158H76ZM93 157V158H92ZM119 157V158H118ZM224 157V158H223ZM55 158V157H54ZM51 159L50 160V158H49V163H51L52 162V160H53V162L55 163L57 160H55V159ZM109 158V159H108ZM176 158H178V159H176ZM211 158V159H210ZM223 158V159H222ZM69 161H68V160ZM76 160V162L75 161H73V160ZM92 159H94V161H96L97 162V164H96V162H94V164H93V162H92ZM100 159V160H99ZM177 160V161H175V160ZM204 160V161H207V160ZM241 159V158H240ZM20 160H21V162H20ZM55 160V161H54ZM65 160H67V162L65 161ZM82 160H84V158L82 159ZM179 160V161H178ZM224 160V161H223ZM71 161V162H70ZM74 163H73V162ZM98 161H101V162H99L98 163ZM210 161H208V162H210ZM58 162V164L60 163L59 162V160L57 161ZM57 162L54 164L55 166L57 165ZM64 162L66 163V164H64ZM181 162V161H180ZM228 162V161H227ZM240 162H242V159H241V161H237V163H240ZM88 163V164H87ZM93 164V165H89V164ZM11 166H10V165ZM48 164V163H47ZM53 163H51L50 164V166L52 165ZM63 164V165H62ZM80 164V165H79ZM111 164H113L112 166H111ZM170 164V165H169ZM234 164H236V163H234ZM246 164V163H245ZM65 165V166H64ZM73 165V166H72ZM77 165V166H76ZM95 165V166H94ZM237 165V164H236ZM241 165H242V163H241ZM53 166V165H52ZM93 166V167H92ZM108 166V167H107ZM109 166H111V167H109ZM54 167V166H53ZM58 168L60 167V165H58L57 166ZM72 167V168H71ZM77 167H79V169L77 168ZM113 168V169H115V170H119V171H115V170H113V169H109L110 171L108 172V170H107V168ZM237 167H238V165H237ZM236 167V168H237ZM76 168V169H75ZM122 168V169H121ZM61 169H63V168H61ZM61 169H59V171L61 170ZM72 169H74V173H73V170L71 171ZM78 169V170H77ZM84 169V170H85ZM93 169V170H92ZM32 170V171H31ZM77 170V171H76ZM34 171V172H33ZM69 171H71L70 173H71V175H70V173H69ZM79 172V171H78ZM101 172V173H102ZM118 172V175L116 174V173ZM63 175V178H62V176H61V174ZM69 173V174H68ZM79 173H81V170H80V172ZM82 173H81V175H82ZM93 173V172H92ZM96 173V172H95ZM94 173V174H95ZM107 173H108V175H107ZM111 173V172H110ZM131 173V174H130ZM58 174H59V176H58ZM93 174V177L96 175H94ZM97 174H99V173H97ZM133 174V175H132ZM65 175V176H64ZM68 175H70V177L68 176ZM72 175H74V176H72ZM132 175V176H131ZM68 178H67V177ZM80 177V178H83L84 179V181H82V179H81V181L79 180V178H78V181H77V179H73V178H76V177ZM84 176V175H83ZM98 175H96V177L98 178L99 177ZM64 177H66L67 179H64ZM59 178H62L61 179V181L63 180V182H67L68 183V185L66 184V183H64L63 184V186H65V188H67V186H69V188L70 189H68V191L66 190L64 193H63V190L65 189H63V190H61V189H59L60 188V185L63 183V182H61L60 184H59V186H54L55 184L53 183L54 181H56V179H57V181H58V179ZM17 179H15V180H17ZM43 179V180H42ZM70 179H71V181L72 180H74V181H70ZM128 179V180H127ZM130 179V180H129ZM114 180V181H115ZM56 181V182H57ZM77 183H76V182ZM87 182V187H89L88 188V192H87V189L85 190L86 191V193L85 194H83V195H81L80 194V191H81V189L83 188V186H84V189H85V186H86V184L84 185V183L83 182ZM112 181H113V179H112ZM112 181H111V183H112ZM59 182V181H58ZM71 182V183H70ZM77 184V186L75 185V183ZM93 182V183H92ZM102 182H104V183H102ZM116 182V181H115ZM119 182V184L120 185H118V186H120L119 187V190H120V188H122L121 187V184L122 183H120ZM69 183H70V185L72 184V186L70 187V185H69ZM74 183V184H73ZM81 183H83V185L81 184ZM116 183H118V182H116ZM79 184H81V185H79ZM105 186H104V185ZM23 185V186H22ZM26 185V186H25ZM79 185V186H78ZM13 186V185H12ZM82 186V187H81ZM53 187H55V188H57V189H55L56 191H54V193H52L50 190H54V189H50V188H53ZM72 187H77L76 189H78V187H80L78 190H76L77 192H75L73 189H72ZM86 187V188H87ZM14 188V187H13ZM25 188V189H24ZM26 188H28V190L26 191ZM61 188H62V186H61ZM90 188L92 189V191L90 190ZM95 188L96 189H99V188H97V185L95 186ZM101 188V189H102ZM114 188H117L118 189V187L116 186H114ZM113 188V189H114ZM16 189V188H15ZM71 189L74 191L73 193H79V195H81V196H83L82 198H85L83 201H84V207H85V211H82V210H84V209H81L80 210V208H84L83 207V205H81V206H78V205H80V202H82L83 203V201H81V197L79 196V198H80V202H78V195L76 194L75 196H77V199L75 200V198L76 197H74L73 198V193H71L72 191H71ZM84 189H83V191H84ZM95 189V190H96ZM172 189V190H171ZM12 190H14V189H12ZM106 190V191H105ZM110 192H109V191ZM125 190V189H124ZM171 190V191H170ZM15 191V190H14ZM17 191V190H16ZM23 191V192H24ZM29 191V192H28ZM71 191V192H70ZM84 191V192H85ZM113 193H112V192ZM115 191V190H114ZM173 191V192H172ZM68 192L69 193H71V194H68ZM83 192V193H84ZM90 192V193H89ZM91 192H101V194H95V193H91ZM109 194H108V193ZM50 193H52L54 196H50L51 194ZM122 193H124V195H125V197L122 195ZM69 195V197H66V195ZM14 195V196H15ZM72 195V196H71ZM31 196V197H30ZM107 197L108 196V198L110 197V199H111V201H112V197H113V202H115L116 200L118 201V203H113V202H111L110 201V199H108V201H109V203H111V205L112 206H109L108 204H106V203H104V201H107L106 200V198H104V199H102V197ZM127 196H129L128 198H127ZM52 197V198H51ZM65 197L67 198L66 200H63V199H65ZM91 197H92V199H91ZM99 197H101V199L99 200ZM2 198V197H1ZM0 198V200H2ZM15 198V197H14ZM17 198V197H16ZM62 198V199H61ZM69 198V199H68ZM71 198V199H70ZM19 199V198H18ZM73 199V201L72 202H70L71 200ZM91 199V200H90ZM114 199H116V200H114ZM15 200V199H14ZM13 200V201H14ZM21 200V199H20ZM25 200V199H24ZM32 200V199H31ZM61 200H62V202H61ZM85 200L87 201V203H85ZM13 201H12V203H13ZM18 201V200H17ZM22 201V200H21ZM21 201H19L20 203H21ZM26 201V200H25ZM63 201H66V203H64V205H63V207H62V205H60V203H63ZM75 201H77V202H75ZM16 202V201H15ZM24 202V201H23ZM69 202V203H68ZM79 203V204H76V205H74L75 203ZM0 203H1V201H0ZM74 203V204H73ZM89 203V204H88ZM116 206V204H117V206H119V208L121 209V211L119 212V208L116 206H113V204ZM123 203H124V205H123ZM19 204V203H18ZM32 204V203H31ZM73 204V207L71 206ZM121 204L123 205L122 207H121ZM213 204V205H212ZM14 205H17V203L15 204L14 203ZM67 205V206H66ZM89 205V207L87 208V206ZM106 205H108L109 206V208H112V207H114V208H118L117 210H118V213H121L122 215L124 214V215H126V217H125V219H126V221L124 220V215L122 216V218H123V220L126 222V225L124 226V228L122 227V225H121V222H120V226H121V228L117 231V233L118 234H116L114 231H106V230H104V228L105 227H103V229L101 228L100 230L102 231L103 230V233L102 232H98L97 230H96V228H95V225H97L96 224V220H94V216H93V220H94V222H92V221H89V220H91L92 219V217L91 218H89V220L87 219V217H85V215L84 214H86V213H84V212H86V210H91V208H92V210H91V212H90V210L88 211L90 214H92L93 215V213L95 212V214L94 215H96L97 216V214L102 210V211H104L103 213H105V211L106 210H103L104 209V207L106 206ZM176 205V206H175ZM215 205V206H214ZM66 206V207H65ZM75 206H77V208L75 207ZM27 207V206H26ZM91 207V208H90ZM28 208V207H27ZM79 208V209H78ZM113 208V211H115L116 209H114ZM75 209H77V210H75ZM99 209H101V210H99ZM32 210H33V208H32ZM65 210H67V212H65ZM78 210L79 211H81V213H83V216L82 215H80L81 213H78L77 215H79V216H76L74 213H76V212H78ZM99 210V211H98ZM107 210H110V209H107ZM41 211V212H40ZM96 211H98V213L96 212ZM102 211L100 212V214L102 213ZM11 212V211H10ZM19 212V211H18ZM43 212V213H42ZM73 212V213H72ZM88 212H87V215H88ZM110 212V211H109ZM14 213H16V214H14ZM24 213V212H23ZM74 214L75 215V217H72V215H70L72 218H70V216H69V214ZM114 213H117V211H115ZM126 213V214H125ZM229 213H231V214H229ZM68 214V215H67ZM108 214H110L111 215V217L114 215L113 213H107V217L109 216ZM162 214V215H161ZM5 215V216H6ZM73 215V216H74ZM92 215H90V216H92ZM99 215V214H98ZM119 215V214H118ZM232 215V216H231ZM8 216H6V218H8ZM11 216V217H10ZM25 216V217H24ZM31 216V217H30ZM69 216V217H68ZM89 216V217H90ZM96 216H95V219H96ZM104 215H101V217L100 218H104V220L106 221L107 220V218H106V216L105 217H103ZM116 216V215H115ZM114 216V218H118L119 217V220H121L122 222H123V220L122 219H120V217H121V215L120 216H116L115 217ZM30 217V218H29ZM240 216H237V223H239V221H240V224L242 223V224H246V223H248V221H249V224L251 225V227H253V226H255V227H253V228H258L259 227V225L258 224H253V223H255V222H251V220H249V219H247L246 218V216H245V218H239ZM0 218H2V217H0ZM5 218V219H6ZM14 218V217H13ZM25 218H27V219H25ZM70 218V219H69ZM75 218V219H74ZM97 218H99V217H97ZM109 218H110V216H109ZM12 219V218H11ZM25 219V220H24ZM68 219V220H67ZM72 219V220H71ZM169 219V220H168ZM195 219H196V217H195ZM195 219H194V221H195ZM239 219V220H238ZM48 220H49V222H50V224H52V225H50V226H52V227H50V229L48 228ZM75 220V221H74ZM100 220V219H99ZM104 220H101L102 222H100V223H103V221ZM19 221V220H18ZM20 221V222H21ZM115 221H117V219L115 220ZM169 221V222H168ZM193 221V222H194ZM6 222H8V221H6ZM16 222V221H15ZM29 221H27V224H29L28 223ZM75 222V223H74ZM98 222V224H99V221H97ZM119 222V221H118ZM18 223V222H17ZM22 223V222H21ZM116 224H117V222H115ZM114 223V224H115ZM19 224V223H18ZM25 225H27L26 223H24ZM23 223H22V225H24ZM82 226H81V225ZM95 224V225H94ZM106 224H107V222H106ZM123 224V223H122ZM253 224V225H252ZM21 225V226H22ZM24 225V226H25ZM91 225H93V226H91ZM100 225V224H99ZM14 226H16V223L14 224ZM19 226V225H18ZM21 226H19V227H21ZM78 226H79V228H78ZM81 226V227H80ZM98 226V225H97ZM96 226V227H97ZM102 226V225H101ZM100 226V227H101ZM104 226V225H103ZM106 226V225H105ZM120 226H118V228L120 227ZM184 226V225H183ZM17 227V226H16ZM23 227V226H22ZM26 227H24V228H26ZM260 227H262V228H264V222H262L261 223V226ZM259 227V228H260ZM32 228H33V230H32ZM85 228V229H84ZM93 228H95V229H93ZM99 228V227H98ZM0 229H1V227H0ZM21 229V228H20ZM4 230V231H5ZM22 230H23V232H25L26 231V229H25V231H24V229L22 228ZM21 230V231H22ZM32 230V231H31ZM36 230V231H35ZM83 230V231H82ZM90 230H94L93 232L92 231H90ZM96 230V231H95ZM99 230V231H100ZM110 230V229H109ZM111 230H117V226H116V229L115 228H113V229H111ZM1 231H3L2 229H1ZM0 231V235H2L3 236V232H1ZM27 231H29V230H27ZM35 231V232H34ZM104 231L105 232H110V234L108 233V234H106V233H104ZM180 231V232H179ZM183 231V233H181ZM195 231H197V230H195ZM17 232H20V230L19 231H17ZM37 232H38V234H37ZM172 232H173V234H172ZM179 232V233H178ZM189 232V233H188ZM2 233V234H1ZM40 233V234H39ZM90 233H92V234H90ZM98 233V234H97ZM112 233V234H111ZM16 234H18V233H16ZM20 234V235H19ZM18 234V237L19 236H21V233H19ZM27 236H28V233L26 232L25 233ZM32 234V233H31ZM90 234V235H89ZM113 234H116L115 236L116 237H114V235ZM167 234H170V235H167ZM190 234V235H189ZM197 234V235H196ZM7 235V234H6ZM42 235H43V237H42ZM178 235H177V237L176 238H179L178 237ZM195 235V236H194ZM17 236V235H16ZM25 236V235H24ZM40 236V237H39ZM47 236V237H46ZM167 236H168V238H167ZM1 237V236H0ZM5 237V236H4ZM23 237V236H22ZM21 237V238H22ZM29 237V236H28ZM89 237V238H88ZM111 237V238H110ZM181 237V236H180ZM190 237H193V238H191V240H190ZM197 237V238H196ZM7 238V239H8ZM20 238V237H19ZM51 238H52V240H51ZM23 239V238H22ZM27 239V238H26ZM91 239H92V241H91ZM113 239V240H112ZM165 239V240H164ZM175 239V238H174ZM28 240H29V238L27 239V242H28ZM116 240V241H115ZM200 240V241H201ZM17 241V240H16ZM33 241V242H34ZM113 241V242H112ZM115 241V242H114ZM193 243H192V242ZM204 241H202L203 243H207L208 242V240H207V242H204ZM11 241H9V243H10ZM29 242H32V241H30L29 240ZM51 242V243H52ZM7 243H8V241H7ZM8 243V244H9ZM42 243V244H41ZM49 243V242H48ZM50 243V244H51ZM101 243H102V245H101ZM108 243V244H107ZM210 243H212V242H210ZM7 244V245H8ZM31 244V243H30ZM105 244V245H104ZM110 244V245H109ZM17 245V244H16ZM97 245V246H96ZM9 246H10V244H9ZM22 246V247H21ZM29 246V247H30ZM62 246V247H61ZM65 246V247H64ZM95 246V247H94ZM106 246V247H105ZM110 246H111V248H110ZM115 246V247H114ZM21 247V248H20ZM97 247H99V248H97ZM38 248V249H39ZM60 248H62L63 250H61ZM48 249V248H47ZM98 249V250H97ZM29 250H30V248H29ZM60 252H59V251ZM50 251V250H49ZM9 252V251H8ZM25 252L27 253V254H25ZM61 252H63V253H61ZM24 254V255H23ZM51 254V253H50ZM13 255V256H14ZM21 255V256H20ZM38 255H40V256H38ZM108 255V256H107ZM38 256V257H37ZM105 256V257H104ZM15 257V256H14ZM106 257H107V259H106ZM25 258V259H24ZM104 258V259H103ZM17 259V258H16ZM158 259V260H157ZM21 259L19 260V264H21L20 262L22 261ZM38 260L37 261H35V259L32 261V263H31V261H30V257H29V261H30V263L31 264H34L35 262L37 263L38 262ZM107 260V261H106ZM109 260V261H108ZM35 261V262H34ZM211 261V260H210ZM26 262H28V261H26ZM34 262V263H33ZM213 262V261H212ZM35 263V264H36ZM22 264H25V262H22ZM26 264H28V263H26Z\"/></svg>",
  "mask_w": 264,
  "mask_h": 264
},
{
  "label": "crops",
  "instance_id": "crops-1",
  "mask_svg": "<svg viewBox=\"0 0 264 264\" xmlns=\"http://www.w3.org/2000/svg\"><path fill=\"white\" fill-rule=\"evenodd\" d=\"M94 2H96V1H94ZM98 2H100V1H98ZM83 4L84 5H86V3H75V4H68V5H72V7H73V5L75 6V8H76V6H83ZM96 4V5H95ZM93 3V5L94 6H98L99 4L96 2V3ZM98 4V5H97ZM91 6V4H87V6ZM84 7V6H83ZM78 8V7H77ZM91 56V57H90ZM94 56V57H93ZM97 56H99V54H97V51L95 52V54H91V55H88L87 56V60H89L90 58H95L96 59V61H98V57ZM74 58H75V56H74ZM90 61H91V59H90ZM77 66H78V64H76ZM91 66H93V63L92 64H90ZM94 67V66H93ZM92 67V68H93ZM99 67V66H98ZM81 69L82 68H84V66L83 65H81V67H80ZM96 68V67H95ZM234 125V124H233ZM236 129V128H235ZM235 143H237V141L235 142ZM234 146V145H233ZM255 149H256V147L255 146H253V145H251L248 149H246V151H245V153L246 154H248V153H252V155H253V153H254V151H255ZM250 151V152H249ZM242 152V151H241ZM244 152V151H243ZM245 153H242V154H238V155H235V156H231L230 158H235V157H239L240 155H243L244 156V154ZM242 156H240V158H241ZM243 158V157H242ZM237 161H239V160H235V162L234 163H237ZM230 162V161H229ZM238 165V167L237 168H235V170H234V172H235V174L237 175V177H239V178H242L243 176H247L246 175V172H247V169H245V167H243L240 163L239 164H237ZM247 167L249 166L248 164L246 165ZM236 167V166H235ZM193 189H195V188H192V187H190V188H181V189H178V191H180V192H183L184 190L186 191V190H193ZM168 211H169V209L166 211V213H168ZM177 212H178V214L180 213V210L178 209V210H176ZM169 218H170V216H172V215H168V214H166ZM238 224V223H237ZM241 226H243V224H240ZM182 227V226H181ZM184 227H186V226H183L182 228H184ZM194 229V228H193Z\"/></svg>",
  "mask_w": 264,
  "mask_h": 264
}]
</instances>
